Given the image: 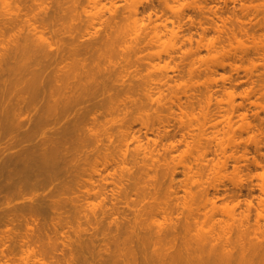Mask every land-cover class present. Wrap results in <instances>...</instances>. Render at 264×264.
I'll use <instances>...</instances> for the list:
<instances>
[{
    "label": "rangeland",
    "instance_id": "1",
    "mask_svg": "<svg viewBox=\"0 0 264 264\" xmlns=\"http://www.w3.org/2000/svg\"><path fill=\"white\" fill-rule=\"evenodd\" d=\"M9 1L11 2V0H0V23H1L0 24V37L4 38V40H2L3 38H0V41H4V43H5V45H3V42H2V44L0 42V47L2 48L1 45H3L4 47L6 45H9V46H6L5 48H2L3 50L0 49V52H1V50L3 51V52L0 53L1 54L0 57L1 56H3V57L5 56L6 57L8 55V53H9V55L12 54L13 57H15L17 54H19V55L21 54V56H23V57L27 58V60H29L30 56H31L32 60L30 59V64L33 63L32 65H35L34 63L36 62L37 65H38V63H39L38 60L40 58L43 61L44 59H47V57L51 58L53 56V55H51V53H49L48 56H45V55H47V53H46V54H44V56L46 58L43 59V57H41L39 55V53L35 51L34 54L36 55V53H37L36 56H38V55L39 56H38V59L37 58L34 59V58H32L33 55H34L33 52H29V53L26 54L23 50H20L22 45H23L22 42L25 41L24 40L25 37L23 38L24 41L22 40V37L27 35L24 32H28L29 31V28L27 29L25 27H27V26L30 27L31 26L30 24H29L30 26L28 25V21H30V20L32 22L30 21L29 23H32V24L34 23L32 26H34V27L37 26L36 27L37 29L39 27H41L42 25H45L46 29H47V32H45L46 29L44 31H42V33H41L42 34V38H44L45 35L50 36V40H53L54 43L56 44V45H54V43L50 42V40L42 39L41 41L43 42V40H44L43 44H45V45H46V43H47V45H48L49 42L51 43V44L49 43V46H47V45L45 46L44 45L45 46L44 49L46 48L48 50V52H50L49 49H51V52H52L53 49H56V48H58V49L55 50V52H53V54L55 53V55H54L55 57H53V58H55V60L51 61L53 58L51 60L49 59L51 62H53V64L51 62H50L51 64H49V62H48L49 60L48 59H47L48 63L45 62L46 65L49 64V66L47 65L48 68L46 67V65L43 62L41 63L42 64L41 66H42L43 70H45L44 68H46V70L43 72V74H41L40 79H39L40 72L38 74H36L37 75L36 77H38L39 81L36 78L35 86L39 87L41 85L42 88H43V91H45V92L40 90L41 86H40V88H37V87L35 88V86L33 85L34 83H32V81H31L32 78L30 77L31 79L29 78L28 82L30 83V85L33 86L32 93H31V89H29L30 87L27 88L29 86L28 85L29 83H27V81H26V83H27L26 84L25 83V79L21 78L22 76H24V77H26V80H27L28 76L31 74L30 72L28 73V70H27V72L24 70V73H22V70L24 69V63L28 62L25 58H22L21 56L17 55V56L20 57V58H18L19 60L17 59L18 63L21 62V58H22V60L24 59L23 61L26 60L24 63L22 61L21 64L18 65V63L13 62V61H16V60H13V58L11 59L12 55H10L11 57H6V60L8 58H10V60H11L10 64L12 65V67H15V68L17 67L16 68L17 69L16 73H17V71H21V72H18L19 75H20V73L25 74V75H22V76L21 75L20 76H15L16 73H14V71L12 70V69L15 70V68H12L11 65H10V68L8 67L11 70L8 69L7 72H9L10 74H11V72L15 74L14 75L15 77L14 76L13 77L17 80V82H18L17 83V82H15L16 80L13 77H11V75L8 74L6 71H3V73H2V70H4V68L7 69L6 66L9 63H5L6 62L5 57H4V59H2L3 57H1L2 60L0 59V61L3 63V65H6V66H4L3 69H2L1 67L3 65H0V71H1L0 72V76H2L4 74V78L0 77V115L6 114L5 111H7V110L9 111V109L10 110L14 109L13 106L16 107V109H17V107H19L18 109H20V107L22 108V106L23 107L26 106L28 109H30V112L28 113L29 110L27 109L28 110L27 111L28 116H27L26 113H24V118L22 117L23 114L21 113L22 114L21 118L18 117V118H20V121L18 120L19 122H21L22 119H24L23 123L25 124V120H26V124L27 125L29 124V125H35L36 126V124H39V125H42V123L45 124V123H47L49 121L48 120L49 118H50V120L54 118V115L52 114L51 117H50L49 113H46L48 116H45L46 114H43V109H42V107L45 106V104L48 103L49 100L52 102V100H54V98L58 97L57 92H54V87L57 88L58 86H61L60 84H62V83L64 84L66 82L65 80H67L66 84L72 79L76 78L78 80V77L76 76L75 73H74L75 77L72 78L71 75H73V74H71L69 72V71H71L73 66L77 65V67H78L77 71L81 72V70H82L81 67L83 68L84 67L83 64H85L84 61H87L86 64L88 66L90 65L92 67L90 69L95 68V70H96V66L100 65L99 67H101V69L104 68L102 71L108 72L107 71L108 69H105L106 66L108 65L111 68V72L113 70H115V72L113 71L112 74L110 72H108L107 75H105L106 72H105V74L103 72L100 73V74L97 73L98 72L97 70H99V69H97L95 71L96 72V77L94 75H92L94 80L92 79L91 76H89L88 79H86L88 81L89 80L90 81H92V80L96 81V78L98 77L97 74H99L100 75L99 78H98L99 79V81H98L99 83H98L97 87L102 85V86H100L101 88L99 87V89H101L103 92L100 91L101 94L97 93L99 95L96 94L97 97H95V99H94V100H96V98L98 99V97H99L100 100L98 99V102L99 103L102 102V103H100V104L99 103H97V104L95 103L96 107L94 109L92 108L93 109L92 111L89 110L91 112V113H89L90 115L88 114V112H89L88 111V112H86L87 116L84 117V114H83L82 117H84V118H79L78 117V120L79 119H81V120L83 119L82 123H81L82 125L79 123V121L81 122V120L78 121V120H74L72 118L75 117L76 114H78L77 112H79V114H80L81 113L80 111L83 110V109H80V107L85 106V104H87L88 101L90 102V100H87V101L83 100V102L86 101L85 103H80V102H82L81 100L79 102H76L74 104L75 107H73V109H71V111L69 110L71 114L70 113L69 114L66 113L65 116L63 114V118L61 116L62 119L59 118L60 117L59 116L58 119L60 121L58 120L59 121L58 123L55 121V118H54L53 120L55 122L53 120H51L53 123L51 122V124H50V121H49L48 122L49 125L47 124V126H46L47 128L44 126V124L41 126L43 128H41V127L39 128V125H38V127L36 126L37 129L38 128H39V130L41 129L39 131V133L37 134L38 131L35 128L36 130H34V131L36 132V135H32L34 133V132H32L33 131L32 127H29V126L26 125L29 128L28 129V128L25 127L24 124H22L21 129L23 127H25L24 128L25 130L27 129V130L31 131V134H30V135H32L31 138H27L28 134L27 133L24 134V132H22V134H24V136H26V139H25V137H23V138L19 137V134L15 133L14 131H18L20 126L19 125L17 126L15 124L17 126V128L18 127L19 128L18 129L15 128L17 130L12 131L14 129L13 127H16V126L12 125L11 121H9L11 123H9L8 120L5 121V122H7L9 124V127L5 126L6 127V128L4 127L5 130H3L4 132L0 133L1 137H3L2 134L6 133V135L4 134V138L0 139V142L1 143L3 142L1 146L5 145L6 143H4V141H6L12 135H16L17 138H22V139H19V142H18L19 145L10 146L5 151V153L9 154L8 155L9 159H10V156L15 157L16 154L18 155V156H16L17 160L15 158V161L16 162L18 161L17 165L19 163V160H21V162L23 163L22 159L24 160V157L29 155V154L25 155V153H23L24 152V149H23L24 147H22V146H26V144H28V146H29V143L32 142L31 144H33L34 142H36L38 140V138H39V141H40L42 139V138L40 139V137H42V136L46 137L49 134L52 135V137L49 135L51 138H53L54 137L53 135H55L56 136L55 138L58 137L57 138L58 140L60 138H62L63 141H64V139L66 140V138L64 137L65 135L63 137H61L62 134H63L62 133L63 129L60 128L61 126L62 127L64 126L63 123H66L65 120L66 121L68 120L69 122H71L72 120L76 121V122L78 121L77 125L75 123L74 124L77 127L80 124L82 126V127L79 126V127H81V129L84 126L85 132H84L83 129L82 130L79 129L78 132H77L74 129V127H73V129L76 131L77 135L80 136V137H78L76 135V133L74 132V130L71 129V130H73L72 132L75 133V134L74 133L71 134V131L69 132L70 136H71V138H70V136H69V138L71 139L72 143H69L68 142L69 140L67 141L69 144H67V142L65 141L66 142L65 144H63V143H61L63 145L59 144L61 146L57 145L58 140L56 141V143H55V140H54V142H49V145H47L48 143L47 144L45 143L47 145V148L48 149L50 148L48 150L49 152L52 149V152L48 156H51V154H54V152H55V154H57V155L54 154L55 156H58V155H60L62 153V155L64 157V162H63V158L60 160L59 157H57L59 159V163H61V165L58 163L60 166H57V168H59V169H54V171H52L53 170V168H52V170H51L52 174L55 171H59V172H55L54 174H56V175L51 177V180H50L49 177H47L46 178L47 182L45 181L46 179H45L44 175L47 174L48 172H46V171L44 172L43 170H40L41 167L40 168H36V167L32 166V167L36 168L39 173H41V172L45 173V174L41 173L44 177L41 174H37L38 173L37 170L32 172V174H34V173L37 174V175L36 174L34 175L35 177L36 176L38 177V179H34L32 181V183H34L33 185L35 187L33 188V185H31L32 187L29 186V185H28L29 187L27 185L25 186V185H23V184H25V182H22L23 184L20 183L21 186L18 184L19 185L18 188H19L21 193L18 192L19 190L16 189V188H15L16 190L14 188L10 189V191H13L14 193H18L16 195H14V193L12 192L13 195L12 194L10 195L11 196V198H10L11 200L8 198L10 203H8L7 197L3 198L6 195L7 191L9 192L8 189L3 187L6 184V182H4L6 179H4V181H3L4 183L3 182L1 183L3 186L0 188V191L1 192L4 191L5 193L4 192L0 193V196H1L0 197V238L1 237L2 238L5 237L6 240L5 239H2V240L0 239L1 242L3 240H5V241H3L2 244L0 243V245H2L0 247L2 248V250L3 249L4 250L8 249L10 253L12 252L11 249L12 250L14 249L13 250L14 253H12L10 255V254H8L9 252H7V250H5L3 252H7V256H6L5 253H3L1 251V249H0L1 255L6 256L5 259L7 260V261L4 260V257L1 256L2 258L0 257L1 258L0 264H2V263H4V264L5 263H8V264L10 263L11 264L12 262H14V261H11V258H10V260H8V256L12 257V258L16 257V256H18V257L20 256L21 259L16 257L15 262L17 260H20L23 263V261H22L23 257L21 256V254L22 253L25 254L24 252L28 251L27 248H29V249L33 248L32 250L35 249L34 252L36 254H38L37 250H40L39 257L40 256H41V258H46L47 257V259H45V260L46 261L50 260V261H47L48 264H66L67 262H69V261L72 262L73 260L74 261L72 263H70V262L69 263L70 264H75V263L76 264H81V263L82 264H84V263L85 264H92V263L93 264H106V262H107V264H111L112 263L111 260L114 262L113 256L111 254L112 258L110 260V258H109L110 254H108V253H110L112 251L111 253H113V255L116 254L117 253V251H116L117 248L118 249L120 248L119 247V243H120V246H121L122 242L125 243V244L123 243L122 246L130 244L129 242H128V244L125 242V240H124L125 237L123 239H121V240H124V241H122V242L118 241V244H117V242H115L118 246L115 245L114 241L118 238V236H119V239H120V237L122 238V236L127 233V230H131L132 229L131 231L134 232V233L135 232L136 233L139 232V230H137V228H135V226H133V225L136 224V227H137V225H139V228L143 227V228H141L142 230H145L144 227L146 226L145 227L147 229V230H145L146 232L142 231V233H146V235H147V231H149V228H150V233L151 234H153V232H154L153 230L157 231V228H159L160 226L161 227L159 228V231L164 229V230H167L166 232H168L170 228L172 229V227H170V226L175 220V218H173L176 215L175 211L173 212V214H175V215L172 216V218L174 220L171 222V219L168 218V217H167L168 218L167 219L164 216L165 217V219H164L163 213L159 209H161L163 207V205H165V202H166V204L168 203L169 206L170 205L173 206V202L175 203L176 201H172L173 198L175 200V197L173 196L175 193L172 194V192H174L175 190L177 191V189H178V191L181 189L179 191V195L182 196V198H183V195L185 193L184 190H183V186H184L183 183H185L184 181H186L188 183V185L190 186L191 182L193 181L191 179H196V177L197 178L201 177L202 180L200 178L199 179H200V181H203L202 182L203 184L201 183V185L199 184L196 187L198 188L200 186L199 189L201 187H203V186H205V188L206 187H208V188L210 187L209 189L207 188L210 192H213L212 190H214V188L217 187V186L219 188L221 187L222 191L225 192V189L228 191L227 188H229V187L231 189H233V187H234L233 183L237 184L236 181H240L241 180L242 183H245V184L249 183L250 184L251 180L253 179L252 182H253L254 186L256 184L257 188L254 187L252 183L250 184V186H253L256 189V190H254L255 191V193H254L255 196L253 198V201H254V204L257 205V203H258L257 201H259L260 195H263V193H261V190L258 189V188H260L259 184L261 183L260 181H262V180L259 177H257V176H258V172H259V175H260V173L264 174V169H263L264 168V154H263L264 153V0H99L101 3H97V4L94 3L96 0H75V2H76V8L75 9L76 10L73 9L74 7L71 8V9H68V7H67L66 9H68L67 10L68 12L67 11H63V10H66V9L62 8L61 6L64 5V6L72 7L71 5L74 6V4H75V2H73L74 0H68V1L67 0H62V2L64 1V4H62L61 0H28L26 2H25V0H19V2L21 1V3H23V4L27 3L26 5L25 4L24 5L27 6V10H26V7H25V10L27 12H29V13L27 14V12H23L24 9L20 10V11H22V13L21 12L20 13L22 15L24 13V15L23 16L21 15L22 17L19 16L17 21H16V23L13 22V21H11V23H10V20H8L7 18H5V20L2 18V17H5V14L4 13L2 14V12L4 10V7L9 10V8L11 7L10 5L13 4V3H10ZM13 1L17 2L18 0H13ZM19 2H17V3L20 6L21 3H19ZM149 2H150L151 5L148 4ZM8 4H9V6H8ZM58 4H60L61 6L59 7ZM69 4H71V5H69ZM159 5H161V6H159ZM43 6H44L45 9L42 10ZM46 6H48L49 8L46 7ZM148 6H151V7H148ZM21 7L24 8L23 6H21ZM28 7L29 8L31 7V9H29ZM34 8H35V10H34ZM61 8H62V11L65 12V13H63L61 11ZM28 9L31 10V11H29ZM56 9L61 12V15L64 14V16H65V14L67 13L66 14V16H67L66 19H64L65 18L64 16L61 17L59 11L57 12ZM135 9H137L139 11V14L137 13L138 11L137 12L133 11ZM8 10H6L4 12L6 13ZM33 10H34V12H33ZM73 10H75L76 16H75V14L73 15V13H72ZM210 10L212 11V13L216 12L217 15L215 13L211 14ZM35 11H36V13L39 12L42 15L46 14V13L47 14L43 15V16L42 15L36 16L35 15L36 14ZM18 12H19V9H18ZM32 13H35V14H32ZM70 13H72V15ZM131 13H133V16H134V14L135 15L138 14V16H140V17H138L136 15L138 19L142 18V19L139 20V22L142 21V23L138 22V25H141L143 27L144 31L148 32V35L147 34L146 35L149 38L146 36L147 39L145 38V42L143 40H141V38H143V37H141L142 36L141 34L144 33L143 31H140L142 27L137 25V27H139L140 29L138 30L137 27H136V29H137L138 32L141 33V34L138 33L137 35L135 34V32L133 33V31H132L133 29H135V26H132L133 29L132 28L130 29V27H129V30L134 35L128 34V33H130V31L128 32L127 28H125V31L122 29V27L124 28V26L126 25L125 24L126 23L125 21L127 20L126 17L128 18V16H131ZM179 13H180V15H179ZM25 14H27V16ZM48 14L50 16H47ZM53 15H54V17L55 16L56 17L55 18L51 17ZM214 15H216V16H214ZM25 16H26V19L24 18ZM34 16H35V18H33ZM40 16H42V17H40ZM73 16H75V17H73ZM136 16H135V18H136ZM212 16H214V17L211 20ZM46 17H50V18L46 19ZM19 18L20 19L24 18V19H21V21H23V20L24 21L21 22ZM29 18H32L33 20L29 19ZM60 19H62V20H60ZM101 19H103V20H101ZM18 20H19V23L21 25H22V23L23 24L25 23L27 26L26 25L25 26L24 25H22V26L19 25ZM3 21L4 22L7 21L8 24L10 23V25H8L6 22L4 23L5 24L4 25L2 23ZM26 21H27V23H26ZM123 21H124V23H123ZM127 21L129 22L130 20H127ZM42 22H43V24H42ZM100 22H102V23H100ZM128 22H127V24H128ZM12 23H14V25ZM129 23H131V21ZM16 24H18L20 27H23V28H25V30L26 29L27 30L25 31L22 28L19 29V27H17V30H16V28H14V27L18 26ZM47 24H48V27H47ZM70 24H72V25L74 24L75 28H73L74 25L70 26ZM6 25L7 26H11V27L8 28ZM49 25H51V26H49ZM129 25H126V26L128 27ZM153 25H154V27H153ZM157 25H159L158 28L160 27L159 28L160 32L163 33V36H164L163 40H166V44H167L166 46L167 47L165 46V44L164 45L162 44V46H161V45H159V43L158 44L154 43L155 41H153V42L151 41L150 42V39L154 40L153 37L150 38V36L153 34V32L155 30V27H157ZM4 26L6 28H4ZM69 26H70V28L73 29V30L70 29L69 31L72 30V32H73V34L72 33L70 34V37H72V35H73L74 38H72V39H74L75 42L74 43L72 42V43H73V45H76L75 47L73 45H71L72 43L69 45L66 42V41H68L69 43L71 42V41H69V40H71L70 37H68L69 33H70L68 31V27ZM12 27H13V29H12ZM59 27H61L62 30H63V28L65 29L64 34L62 33L63 35L60 34L63 31H60L61 29L58 30ZM161 27H162V29H161ZM165 27H167V28H165ZM41 28L43 29V26ZM41 28H39V29H41ZM14 29H15V31L17 33L14 31ZM48 29H51V30H48ZM56 29H57V31H60V33L59 32H58V34L56 33L57 35L54 34V32H56ZM172 29H176L178 31V36L179 35L181 36V37L179 36L180 39H179V37L177 38V40L174 39L176 41L175 42L176 44H174V46H171L169 44V42L171 40V30ZM1 30H4L3 33L5 34L6 38L4 36H2L4 34L1 33L2 32ZM11 30H13V31H11ZM18 30H20V31L18 32ZM21 30L23 31V34H22L23 36L19 35V34L22 33ZM52 30H55V31H52ZM66 30H67V32H66ZM126 30H127V33H126ZM137 31H136V33H137ZM8 32H11V33L13 32L14 34H16V36L13 34V37H14L13 38L11 35H8V34H11V33H8ZM43 32H45V33H43ZM115 32L117 34L118 33L119 34L117 35ZM233 32H234V34H233ZM113 33H115L117 36H119L118 39L116 37L115 38L116 40H114V41H113V39H111V38H113L112 36H114V35H112ZM6 34H7V36L12 37L11 39H13V40H9L10 37L7 39ZM48 34H50V35H48ZM74 34H75V36H74ZM139 34H140V36H139ZM109 35H111V37ZM17 36H20V38L19 37L17 38ZM58 36H61L63 40H61ZM131 36H136V37L139 36V38L141 37L140 41H139V38L138 39H136L135 37L131 38ZM144 37H145V35H144ZM209 38H210V40L213 39L215 41V43H214L215 46H214V49L212 48V50H213L212 52L216 56V59H215V61H212V62L210 61L211 63L209 62V57L212 55L211 47L207 46ZM239 38H240V40H242V42L245 43V45L243 43L241 44V42L238 43L237 39H239ZM16 39H17V41H16ZM18 39H21L22 42H21V40L18 41ZM45 39H47V38L45 37ZM57 39H58V41H57ZM7 40H8V42H7ZM14 40H15V43H14L15 45H12L13 43H11V42H14ZM74 40H72V41H74ZM111 40L113 42H111ZM147 40H149V41H147ZM62 42L66 43V45L69 47L68 49H70V47L71 48L74 47V48H72L73 50H71V49L67 50V51H69V54H67L68 52H66V54H67L66 57L67 58L68 57L70 59L71 58H75V59L80 61V58L83 59L82 58V56H83L86 60L85 59L81 60V61H83V63H80L81 61L79 63L76 61L77 62L76 63L72 59L73 61L70 60V63H68L69 61L66 59L67 64H66L65 60H64L65 62L62 61V62H64L63 66L66 65V69H64L62 67V63H61V61L59 59L62 56L59 53L60 52L59 50H61L62 48L65 47V45L62 44ZM7 43H9V44H7ZM19 43H20V45L22 43V45L20 46ZM60 44H62V45H60ZM137 44L139 45L140 49H139ZM240 44L242 45V47L244 45V47L242 48L241 46H239ZM10 45L13 46V47H16V50H14L15 48L13 49V47H11ZM51 45L53 46V49H52V47L49 48ZM63 45H64V47H63ZM54 46H56V48H54ZM10 47H11V50H10ZM18 47H20V49H18ZM60 47H62V48L60 49ZM103 47H104V49H103ZM137 47H138V49H137ZM163 47H164V49H163ZM46 49H45V52H46ZM78 49H80L81 51L77 55V53L79 52ZM64 51L65 50H61L62 54L65 53ZM105 51H106V53L108 52L107 56H105L106 55ZM131 51H133V52H131ZM72 52H74V54L75 53L76 54L75 55L74 54L71 55ZM156 52H158V54ZM58 53H59V56L60 55L61 56L57 58ZM126 53L129 54V55H127V57L130 56V57H128L129 59L127 58L128 61H130V62H127V63L125 61L126 59H125V56H124V55H126ZM136 53H138V54L136 55ZM149 53H150V55H149ZM14 54H15V56H14ZM66 54H63V56H65ZM114 54H115V57H114ZM132 54H134L133 57H132ZM135 55H136V57H135ZM17 56H16V58H17ZM28 56H29V58H28ZM73 56H75V57H73ZM99 56H101V57L99 58ZM108 56H110V57H108ZM150 56H152V57H150ZM103 57H104V59H103ZM123 57H124L125 60L123 59ZM159 57L161 58V60H160V61H162L161 63L166 64V62H167V64L169 65V69H167L168 70V74L165 73V76H164L165 78L162 76L164 74V73H162V70H161L162 75H159V76H162L163 79L161 80V77H160V80H161L162 83H158V87L159 88L157 90H159V92L161 93L162 100L160 102H157V101H152V100L150 101V99L146 97V95H145L146 88L145 87H147V86H145L143 84V82L148 79L147 76H149V74H151V77L149 76V79H151V78L154 79V76L156 75L155 78H156V81H158L159 78L157 79V77H158L157 74L158 73L161 74L160 71L156 70V69L154 71L153 70L154 68H149V67H152V64H150L148 62L150 61L152 63L151 58H153V63H155L154 59H156V62H157L158 59H160ZM207 57H208V62L206 60ZM62 58L63 57H61V60H62ZM63 59H65V58H63ZM105 59H106V61H105ZM111 59H113V60H111ZM135 59H138V60L135 61ZM204 59H205L206 62H204ZM3 60H5V62ZM58 60H59V62H57ZM108 60L111 61V62H109ZM202 60H203L204 63H208V64H203V62H201ZM31 61H33V62H31ZM1 62H0V64H2ZM12 62H13V64H12ZM56 62H57L58 65L55 64ZM73 63H74V65H73ZM14 64H17L18 66H20L22 64L23 65L20 66L21 67L20 68V67H18L16 65L14 66ZM68 64H70V65H68ZM109 64L110 65L112 64L114 69H112V67ZM148 64H150L151 66H149ZM37 65H35V68H33L34 66L30 67L31 65H29V67L33 68V70L35 69V71H37L39 69V66H40V65H38V68H36ZM54 65L57 66V69L59 68L58 66L61 65L62 69H60L61 68L60 67L59 70H63V69L65 70V71L64 70L63 71L54 70L52 75H54L55 71H57L55 73L56 77H54V78H56L57 81H58L57 76L60 77L59 73H61L62 75L66 74L65 76L70 75L71 79L69 78V80H68V77H67L64 80L63 76H61L62 78H59L60 81H58V83L61 82V81H62V83H59V84L56 82V80H54L52 78L51 79L49 78V80L46 79V78H48L47 77L48 76L47 72L50 71L49 74H51L52 73L51 71H53ZM161 65H163V64H161ZM126 66H128L130 70L127 71L128 67L126 68ZM251 67H253V68H251ZM73 69H74V67H73ZM73 69H72L71 72H75L76 71V68H75L74 71H73ZM85 69L87 70L88 68H85ZM248 69H250V70H248ZM88 71L90 72V70H88ZM93 71H94V69H93ZM93 71H91V74H92ZM163 71L165 72L164 69H163ZM4 72L7 73L9 76L7 74H5ZM121 72H122V74L123 73L125 74V75L123 74L124 77L121 76L122 75ZM109 73H110V75H109ZM93 74H95V73H93ZM103 74L105 75L104 79L106 78L107 80L106 79L105 80L102 79L103 76H101V75H103ZM5 75L7 76L6 78H5ZM222 75L225 76V78H226L223 81L220 80V78H219V77H223ZM31 76H33V75H31ZM44 76H46L45 79H44ZM86 76H88V75H86ZM109 76H111V77H109ZM10 77L13 78V79H11ZM51 77H53V76H51ZM145 77H147V79ZM111 78H112V81H111ZM118 78H120L119 80L121 82L118 80ZM10 79L12 80L11 82H10ZM19 79H21L23 82H21V80L19 81ZM149 79L147 80V82H150L152 80L151 79L149 81ZM41 80H42L43 83L41 82L42 84L39 85L38 82H40ZM46 80L49 81V84H48V82ZM63 80H64V82H63ZM75 80H72V81L75 82ZM86 80H83V81L85 82ZM117 80H118V82H117ZM224 81L226 82V85L228 87L224 84L225 83ZM19 82H21L20 83L21 85L19 84ZM106 82H107L108 85L105 84ZM110 82H112V84H110ZM125 82H126V84H125ZM147 82H144V83L148 84ZM176 82H178V84L180 85V86L178 85L179 87H182L181 86L182 84H186V86H188V87L190 85L191 89L188 88V87H187L188 90L184 89L183 87L182 88L184 90H186L187 92L189 91L188 93L189 94L191 93V96L187 97V95H185L187 92H184V90H183L184 94L182 92L179 93L180 92L179 88H176L177 85L174 84ZM179 82L182 83V84H180ZM46 83H47V85H46ZM96 83H97V81H96ZM118 83L121 86H119ZM22 84L25 85L26 88H25V86H22ZM44 84H45V86L43 87ZM142 84L145 87H143ZM6 85H9V87L6 86ZM17 85H19V88H18ZM112 85L115 86L114 89H116V90L113 89L114 86L111 87ZM127 85H130V87L127 86ZM46 86H47V89H49L50 92H53L54 95L50 96L51 93H49L48 90H46V88H45ZM105 86H107V88H109L110 90L108 89V91H107V88ZM6 87H7V89L11 88L10 90H12L13 88L14 89L12 91H10V90H7ZM125 87H126V90H125ZM127 87H129V88H127ZM223 87L224 88L226 87L228 90H234L235 93L237 94L238 97H237L233 107L231 105H229V103H227L226 101L218 102L216 100L218 98L221 99V98L225 97V94H224L225 90H224ZM51 88L53 89V91H52ZM130 88H131V91H130ZM1 89H3V90L1 91ZM28 89L30 90V92L28 91ZM38 89L40 91H37ZM174 89H176V90L178 89L179 90V91L177 90L178 93L175 90V92L177 94L174 92ZM6 90H7V93H5ZM16 90H18V92H19L18 94L20 95V97H21V94L27 93L26 91H28V94L31 93V95L30 94L28 95L29 97L31 96L30 98H28V96L27 97L25 96V97L27 99H30V101H32V103L36 102L35 105H34V103L32 104L34 107L30 106L31 103L29 102V100H27L29 104L25 105V102L27 104V101H26V98H23V97H21L22 99L19 98V99H21V102H18L19 100H17V98L19 97V95H17V93H16L17 91ZM19 90L22 91V92H20ZM104 91H105V93H104ZM123 91H124V93H123ZM10 92H11V94H10ZM38 92L39 93L41 92V94L39 95ZM1 93H2V95H1ZM33 93H35V94H33ZM7 94H8V96H7ZM108 94L110 95L111 98L109 97ZM173 94L177 95L176 97H178L181 94V98L179 97L180 98V100H179L180 103L177 102V99H175L176 98L175 95H174L175 98H173V100H176V101H172L171 100L172 99L171 96ZM48 96H50V97H48ZM209 96H212V100L208 99ZM44 97H47L46 101H45ZM189 97H191V98H189ZM215 97H217V98H215ZM86 98H88V96H86ZM104 98H105V101H103ZM23 99H25L24 102H23ZM42 100L45 101V102L43 103ZM11 101L14 104L12 106H11V104H9V103H11ZM38 101H39V103H38ZM59 102H61V101H59ZM255 102H257V104ZM52 103L54 104V101ZM78 103H80V104H78ZM7 104H9V106H7ZM82 104H84V105H82ZM37 105H41V106L37 107ZM60 105H62V103ZM87 105H89V104H87ZM235 105H237V107H235ZM48 106L50 107L49 104H48ZM48 106L44 107V109H45L44 113L46 111L48 112V109H46ZM234 107H235V109H234ZM58 108H59V106H58ZM60 108H61V106H60ZM23 109L26 111L25 108H23ZM41 109H42V111H41L40 115H42L44 118L45 117L46 118L43 119L45 121L44 122L42 121V123L40 124V122H41V120L43 118L42 116H41V119L39 117V112H40ZM75 109L78 110V111H75ZM231 110H233L235 112H231ZM12 111H10L8 113L9 114L14 113ZM16 111H18L17 114L20 115L21 109L20 110H16ZM52 111H49L50 114H51ZM57 111L59 112V110H57ZM156 111H157V113L155 114ZM34 112L35 113L38 112V113L35 114ZM147 113H148V116H147ZM17 114H16V117L18 116ZM30 114H31V116H29ZM157 114H159V116ZM67 115H70L69 117H71L70 119H72V120H70L69 117L67 118ZM92 115L93 116L94 115L97 116V118L95 116L93 117ZM14 116L15 115H13L12 118L13 119L15 118V121H17V118L14 117ZM32 116L36 117V118L38 117L39 119L38 118L37 119L34 118L36 120V122H35V120L31 121V119H33ZM229 116H231L232 120H231V118L228 119ZM241 116H244L243 117V119L245 118L244 122H247L249 124V126H251V127H249L250 130L248 129L249 132H247L248 130L246 131V129L245 130L243 129V131H242V128H239L237 126V128H235L236 129L235 132H236V134L238 136L236 134H235L236 136L234 134H232V135H234V137H236V140L239 143V145L240 144L243 145L244 142L249 141V142H247L248 146L247 145L244 146V147H247V149H248V159L247 158H239L237 160L238 156L240 154H242L243 151H244L243 148H242V145H240V149L242 148L243 151L241 152V150L238 147L239 151L238 150H236V151H238L239 153H235L236 151L234 152V150H232L234 147L233 148L231 147V149H230V147H228V149L230 151L232 150V152L235 153L234 158L236 160L234 158L233 159L231 158L233 156H231L230 154H227V155H230L229 159H228V156H227V160H229L227 162V160H225L226 158L223 157L224 155L221 152V150L217 149L218 148L217 144L215 145V143H212L213 141L215 142V140L210 142L211 145L209 146V148H207V151H206L207 154L203 152V154L207 155V156L205 155L206 158H204V161L201 162V163H204V164H200L201 160L197 161V160L194 159L193 155H195V158H197L196 155H198V152H197L196 147H195L196 143L195 144H193V143L196 142L195 140L198 139L199 136L200 137L202 136L201 135L202 132L205 131L204 135L207 134V133H209L207 135H212L210 133L211 132L210 130L213 127L215 128L216 124H217V126L219 125L218 127L216 126L217 128H219L221 126V124H223L222 121L225 120L224 118H227L228 122L230 120V124H234L235 123V125L236 124L238 125V123H240V127H241V123H242ZM149 117L152 118V119H149V120L150 121L153 120L152 122H154L153 126L151 125L153 127V128H151L153 130V131L151 130L152 132H148L150 130L147 131V129H146L147 127L145 128V126L143 125V119L147 120V118H149ZM111 118H112V120H111ZM95 119H97V120H95ZM154 119H156V120H154ZM227 119L225 120L226 122H227ZM98 121H99V124H98ZM231 121H232V123H231ZM228 122L225 123L227 125L224 124V125H222V127H224V126L227 127L228 124H229ZM55 123H57V124H55ZM203 123L205 124V127L202 126V125H204ZM213 123H215L214 126H213ZM58 125H61V126H58ZM200 125H201V129H199ZM56 126H57L58 130L59 129L62 130V131L59 130L61 132V134H58V133L54 132L56 130ZM234 126L232 127V131H233ZM53 127H55L54 128L55 130L53 129ZM87 127L89 128V130H88ZM90 127H91V129H90ZM33 128H34V126H33ZM227 128H225L224 130H226ZM24 129H22V130H20L18 132L25 131ZM49 129H51V130L49 131ZM92 129H93V131H92ZM213 129H212V132L214 131ZM221 129L223 130V128H221ZM27 130H26V132H28ZM45 130H48L50 133L46 134L48 131H45ZM87 130H88V132H87ZM127 130L128 131H132L131 134H135L136 136L140 137V139L144 142V144L146 146V147L145 146H143V147L147 148L146 149L147 151L145 150L146 152L149 153L150 150L151 151L154 150V151H152V157H150V158H152V160L157 158V160L159 159V161L154 160V165H152V161L150 160V158L148 159V156H147L145 151H143L145 153L141 152L142 156H145L144 154H146L145 157H141V155H138L137 152H139V151L136 150L137 152H135V148L136 147H134V143L137 146V143H136L137 141L133 140L132 135H130V136L132 137L131 141L133 143L129 141L130 142L129 144L131 145V143H132L133 144L132 146L134 148L132 146H129V145L127 146L128 148L125 147L126 143L122 144L124 136L121 135V131H123L122 134H125L124 132H127ZM206 130H207V133H206ZM208 130H209V132H208ZM199 131H200V135L197 136L199 134ZM51 132H54L55 134H52ZM43 133H44V135H43ZM94 133L96 134V136L93 135ZM109 133H112L113 136H110L112 134H109ZM248 134L249 135L251 134L253 137H251V135H250V138H249ZM20 136H21V134H20ZM108 136H110L111 138L113 137V139H111ZM147 136L152 137L154 141L152 140V138L149 140L148 139L149 137H147ZM66 137H68V136H66ZM77 137H78V140L76 139ZM131 137H130V139H131ZM237 137H238L239 140H242L241 143H240V141H238ZM47 138L48 137H46L45 138L46 140H44V141L48 142ZM55 138H53V139H55ZM252 138H255L256 141L260 142V143H258V144L254 143L255 139L252 140ZM257 138H259L260 140L259 139L257 140ZM28 139L29 140L31 139V140L27 141ZM48 139H50V138H48ZM53 139H52V141H53ZM110 139H111V141H110ZM20 140L22 142L24 140V142H23L24 145H22V142ZM8 142H10L9 139H8ZM36 143L33 144V145L39 146L38 145L39 143H37V144ZM50 143L56 144V145H53L54 147H56V150H57L58 146H59L58 150H60V149L61 150L60 151H54L55 148L54 149L51 148ZM171 143H173V145L175 144V148L174 149H170V144ZM247 143H245V144H247ZM121 144L125 145V146H122ZM190 144L193 145L195 147V149H193L194 147H191V146H190V148H192V150L196 151V152L193 151V152H195V154L192 152L193 154H192V159L191 160L189 159V158H191V156L187 158V159H189V161H191V162L193 161L194 162L192 164V167H193L192 171L195 174H192V177L190 175L192 173V171L188 173L187 172L188 170H186L185 166L182 165L183 163L181 164L179 162L182 159H184L185 156H189V154L183 153V151L185 152V149L187 147H188L187 149L190 150L189 149V145ZM254 144L255 145L256 144L259 145L262 149L259 148V146L257 147V145L255 146ZM120 145L122 146L121 147L122 150H126V151H123V153L125 152V154L122 153L125 157L126 156L128 157V153L131 150L132 151L134 150V153H137V154H133V153L130 152L131 154L136 155V157L134 156L135 158H132L134 160V163H135V160L139 161V157H140L141 159L143 158L142 160H145L143 162L140 159L143 162V164H142V162L140 164V161L139 162L136 161L135 164L132 163L133 161L131 160V157L130 158L126 157V158L128 160L130 159V161H132V162H129V161H126V160L121 161L124 156H122V154H121V151H120L121 149L119 148ZM30 146L32 147V145H30ZM216 146H217V148H216ZM43 147L46 148V146H43ZM123 147H125V148L123 149ZM131 147L133 149H131ZM33 148H37V147L33 146ZM215 148L217 150H215ZM129 149H131V150L129 151ZM208 149H211V151H209L211 153L208 152ZM228 149H227V152H230ZM14 150H17V151L15 152ZM127 150H128V152H127ZM188 150H186V152ZM192 150H190V152ZM18 151H19V153H18ZM9 152L10 153L12 152L13 155H11L12 153L10 154ZM56 152H58V153H56ZM153 152H155L156 156H155V154H153ZM19 154L20 155L22 154V155H25V156L23 157L21 155L23 158L18 159L20 157ZM43 154H45V153H43ZM131 154H130V156H132ZM182 154H184V155H182ZM221 154H222V156H221ZM4 155L0 156V160L3 159ZM46 155L47 154H45V157H46ZM54 155H52L51 159L50 158L49 159L52 160V157H54ZM250 155H252V156H250ZM259 155H260V157H259ZM181 156L184 157V158L181 159ZM220 156L223 157L224 159L220 158V161L218 162V160H216V159H218L217 157H220ZM5 157H6V155H5ZM5 157L2 160V162L0 161V164L5 163L4 164L5 166H6V163L9 164L8 167L6 166L8 169L3 167V166L1 167L2 170H0V171H2V172L4 171V173L6 172V170H9L12 167H14V164H12V162H11L12 165H10V163H8L9 160L8 161H4L5 159H8L7 157L6 158ZM41 157H37V158H39L38 160L36 158H33L34 160H33L32 163H35V161H37L35 164H37V165H38V163L42 164V161L44 160V158L41 161L40 160V159H42ZM137 157H138V159H137ZM146 157H147V159H145ZM55 158L56 157H54V161H55ZM25 159H26V157H25ZM222 159L226 163H228V164H226L224 162V166L227 165V167H222V165H223V163H221ZM66 160H67V162H66ZM69 160H71V161H69ZM146 160H148V161L150 160L151 162H149V164H148V163H146L147 162ZM184 160L187 161L186 158ZM241 160H242V162H241ZM256 160L263 162V163H261L262 165L261 166H257L255 164ZM125 161H126V163L127 162L128 163L126 164V168L123 169ZM69 162H70V164H69ZM157 162L158 163L160 162V163L156 164ZM54 163L55 162H53V167L55 166V168H56V165H54ZM121 163H123V164H121ZM145 163L147 165H144ZM167 163H169V164H167ZM245 163L246 164L248 163L247 164L248 166ZM249 163H251V164H249ZM55 164H57V160H56ZM215 164H217V165H215ZM219 164H222V165L219 166ZM20 165H22V164H19L18 166L20 167ZM23 165H22L23 170H16L18 172V174L19 173L21 174V175L19 174L20 176L24 175L23 173H26L24 171V169H25L24 167H26V165L25 166H23ZM74 165L76 167H74ZM243 165H244V167H243ZM18 166H17L16 169L19 168ZM69 167H71V169ZM198 167L201 169V170L199 169L201 171L200 172L201 174H199ZM236 167H238V168H236ZM68 168L70 169L71 172L68 171ZM3 169H5V170H3ZM60 170H61L62 173L60 172ZM75 170H77V171H75ZM21 171H23V173H21ZM65 171H66V173H65ZM186 172L188 173L187 176H186ZM58 173H60V175ZM63 173H65L66 175L63 174ZM61 174H63L62 177H61ZM67 174L69 175L68 177H66ZM122 174H124V175H122ZM145 174H150V175H145ZM38 175H41V177L38 176ZM235 175H237V176H235ZM251 175H253V176H251ZM31 176H33V175H31ZM121 176H123V177H121ZM151 176H153L154 178L158 177L159 179L155 180ZM248 176H250V177H248ZM189 177H191V179H190L191 182L189 180H187ZM237 177L240 178V179H236ZM246 177H248V178H246ZM4 178H6V177H4ZM62 178L64 179V181H63ZM122 178H125V179L123 180ZM42 179H43V181H42ZM171 179L172 180L174 179V180L172 181ZM249 179H251V180H249ZM120 180H122V181H120ZM34 181H37V182H34ZM44 181H45V183L43 185ZM58 182L60 184H58ZM65 182L68 183V184H66ZM181 183H182V185H181ZM35 184L36 185L38 184L37 185L38 187ZM47 184H48V187H46ZM152 184H153V186H152ZM247 184H246V187L249 185V184L248 185ZM195 185H192V186H195ZM226 185H227V188H226ZM23 186H25V187H23ZM61 186H63V187H61ZM20 187H22L23 189L20 188ZM64 187L68 188V189L65 190ZM54 188H55V190H54ZM93 188H94V190H93ZM151 188H155V190H153V189L151 190ZM203 188H202V190H203ZM230 188H229V191L230 192L233 191ZM192 189H194L193 191L197 190L196 188H193V187H192ZM23 190L26 193H24ZM30 190H31V193L29 192ZM58 190L61 191L62 194ZM49 191H51V192H49ZM56 191L59 192L60 196L57 194L58 192H56ZM64 191H65V193H64ZM149 191H151V192H149ZM152 191H154V193L157 192V191L158 192H157V194L155 193L156 194L155 195ZM229 191H228V193H230ZM246 191H247V188L246 189L244 188L243 192H245L244 193L245 195L242 197V205H240V207H242V208H236V210L237 209L243 210L246 207V204H245L246 198L249 197L248 196L249 193H248V191L247 192ZM27 192H29V194ZM52 192H54V196H53ZM113 192L115 194H113ZM198 192H200V191H198ZM49 193H50V195H49ZM20 194H22V196ZM45 196H46V198H45ZM47 196H48V199H47ZM187 197H190V196L187 195ZM182 198L180 197V199L182 201H184V199H186L185 197L183 199ZM190 198H192V197H190ZM39 199L41 201H38ZM42 199H44V200H42ZM59 199H61L62 201L59 200ZM188 199L189 198H187V200H185V201L188 202ZM193 200L191 199V201H193ZM37 201L40 202V204L37 203ZM46 201H47V203H46ZM56 201H57V203H56ZM191 201L189 200V202H191ZM227 201H225L224 204ZM33 202L34 203L36 202V203L34 204ZM41 202H44V203L41 204ZM187 202H186V204H187ZM219 202L221 203V201H219ZM230 202L233 203V200H231V201L229 200V202H227L228 204L233 205ZM50 203H52V205H51L52 207L49 205ZM222 203H223V201H222ZM53 204H54V206H53ZM55 204L56 205H58V204L60 205L61 204V206L58 205L59 206L58 207ZM26 205H28V206H26ZM34 205H35V207L37 205V207H36L37 210H36V208L34 209ZM188 205H189V203H188ZM31 206H33V207H31ZM44 206H47V208H49V207L50 208L48 210H46L47 208L44 207ZM63 206H65L64 207L65 209L63 208ZM159 206L160 207L162 206V207L158 208ZM22 207H24V208H22ZM173 207H175V206H173ZM229 207H230V205H229ZM39 208H41V209H39ZM60 208H63V209H60ZM12 209H15V210H12ZM27 209H28V211H27ZM54 209H55V211H53ZM9 210H10V213H8ZM30 210H32V212ZM41 210L44 211V212H41ZM239 210H237V211L239 212ZM102 211H104V212H102ZM34 212H35V214H34ZM238 212H236V213H238ZM31 213H33V214H31ZM135 213L136 214L138 213L137 214L138 217L136 216ZM3 214L5 215V218H2V217H4ZM29 214H30V216H29ZM25 215L27 216L26 218H25ZM15 216H17V217H15ZM255 216H256L255 215V210L253 209L252 217L249 219L252 224H254L253 222H255V219H256ZM24 218H25V220H24ZM135 219H136V221L134 222ZM158 219H160V221L164 220L163 224H165L166 226L169 224V229H167L168 227L165 229L164 227H166V226L160 224L162 222H159ZM14 220H15V222H14ZM137 220L140 221L141 223L138 222ZM167 220L170 223H168ZM28 221H30L32 223H30ZM132 221H133V224H132ZM157 221H158V223H156ZM23 222L25 224L26 223L27 224L25 225ZM136 222L139 223V224H137ZM165 222H167V224ZM248 222L245 221L244 223L249 225ZM142 223L145 226L142 225L140 227V225ZM179 223H181V222H179ZM8 224L10 225V227H9ZM155 224H157L159 227H157ZM252 224L250 226H253ZM28 225L30 226V228H27ZM260 225H261V230L263 229V231H264V228H262V227H264V218H262L260 220ZM132 226H133V228H132ZM181 226H180V228H181ZM31 227H32V229H31ZM207 227L208 226L206 225V227L204 226L203 229H206V231H207ZM123 228H125V230ZM151 228H153V229H151ZM249 228H250V230L253 229V227H252V229H251V227H249ZM12 229H14V230H12ZM141 229H140V231H141ZM151 230H152V232H151ZM178 230H180V229L178 228ZM208 230H209V227H208ZM118 231H120V232H118ZM131 231H128L127 234H129ZM181 231H182V228H181ZM194 231H195V229H194ZM194 231H192V232L194 233ZM232 231H233V233L231 235L234 238L237 235V234H235L236 233V229H234ZM263 231H261V232H263ZM184 232L186 233V231H184V230H183V233L182 232L181 233L184 234ZM195 232H198V231H195ZM199 232L202 233V231H199ZM120 233H122V234H120ZM154 233L155 234H153V235H156V237L159 236L158 238H160V236L162 237L164 234H166L165 232L161 231L159 233H162V234L164 233V234L163 235L159 234L157 236V232H154ZM169 233H171V235H172L173 232L170 231ZM178 233H180V232L178 231ZM178 233H177V235L176 234L175 235H176V237L177 236L179 237L181 235V237H179L180 239L178 238L177 240H175L172 236L168 237V238H170L169 241H172V239H174L175 242L179 241V243L178 242L177 243L174 242V245L175 244L181 245L180 241H182V243H183V240H181V238L183 236L189 234V233H186V234L182 235L181 233L180 234H178ZM193 233H192L191 236H193ZM237 233H239V232H237ZM258 233L260 234V232H258ZM258 233H257V235L259 236ZM8 234H9V237H8ZM197 234H199V233H197ZM233 234H235V236H233ZM248 234L249 233H247V235ZM252 234H250V235H252ZM116 235H118V236H116ZM136 235L138 236V234H136ZM136 235H135V237H137ZM150 235H149V238L151 240H152V237H154L153 241H154V239H155V241H156V239H158V238H155V236H152V235L150 237ZM168 235L170 236V234H168ZM195 235H196V233H195ZM247 235H245V238H246ZM260 235L262 236V238H264L263 237L264 233H263V235H262V233ZM132 236H133V233L131 235H129V239H132ZM167 236H165V239H162L164 245L168 244L167 241H166V237ZM43 237H46V238H43ZM126 237H128V236H126ZM135 237H133V239H132L133 241L131 242L130 245H132V243H133V246H134V245L137 244L138 241L142 242L141 239L139 238V237H142L141 233H139V236L137 238L138 241L135 239L136 240V244H135V241H134ZM143 237L145 238V234L143 235ZM253 237L255 238L254 234H253ZM114 238H115V240H114ZM144 238H142L143 242L141 244L148 245L146 243L149 242V241L147 242V239H149V238H145V239ZM183 238L187 239L189 237L186 236V237H183ZM236 238H238V237L236 236ZM240 238L238 240V242L240 241L239 243H241V241L244 239V235H243V239L242 238L240 239ZM248 238H249V235H248ZM251 238L252 237H250V239ZM32 239L33 240L34 239L38 240L39 245L37 247L39 249L34 248L32 246L34 244V242H29ZM85 239L86 240L88 239V240L86 241ZM259 239L261 240L260 237H258V240L256 238L253 240L254 242H255V240H257L256 241L257 244L255 246H252V249L254 247H259V248L261 247L264 250V245H262L263 246L262 247V246H260V244L258 242V241H260ZM24 240L25 241L28 240L27 241V242H29L28 245L33 243L32 245H30V247L31 246L32 247L31 248L27 247L26 246L27 242H25ZM83 240H85V241H83ZM160 240H161V238H160ZM245 240H247V239H245ZM82 241H83V243H82ZM91 241H92V243H91ZM129 241H131V240H129ZM249 241H251V240H249ZM262 241H264V240H262ZM262 241H261V244H262ZM21 242H23L24 245L26 243V245H25L26 247ZM35 242H36L35 244L37 245L38 242L37 241H35ZM43 242H44V247H42ZM156 242L155 243L151 242L152 244H150L151 245L150 250L145 249L147 247L144 246L145 250L144 249L143 250L145 251V253L147 251H148V254H149V251L151 253H153V251H154V253H155V250H158L157 252H159V251L162 252L161 251L162 248H160V247H162L163 244L160 242L162 245L160 244V246H158L159 240H158V244H156ZM19 243H20V245H19ZM40 243H42V244L40 245ZM81 243H82V245H81ZM88 243H89V245H88ZM247 243H248V241H247ZM35 244H34V246L36 247ZM52 244L55 245V246H53ZM92 244H93V246H92ZM138 244H139V242H138ZM141 244L138 245L139 250H138V247H136L137 245L134 246V247L130 246L129 248H131V249L126 247V248L129 249L128 253L133 251L136 254V252L138 251L137 254H139L140 251H143L142 248H140ZM153 244H156L160 249L154 248L155 249L154 250L153 249V246H154ZM170 244H172V242ZM263 244H264V242H263ZM21 245L24 246V247L22 246L23 249H22ZM86 245H87V247H86ZM103 245H106L108 247H105ZM177 245H175V248H176ZM51 246H52L53 249L51 248ZM95 246H97V247L95 248ZM109 246H111L110 248H112L113 250L111 249V251H110ZM171 246H169V247H171ZM247 246H248V253H249V251L251 252V250H250L251 246H250V248H249V245H247ZM247 246H245L246 249H247ZM10 247H12V248H10ZM72 247L74 248V250L75 249L76 250L74 251ZM169 247L166 248L164 246L163 248L164 249L165 248L168 249V252H169V250H171ZM45 248H46L47 252L50 250L49 254L45 251L46 254H47L46 257H45V254L43 255ZM86 248L88 250L89 249L90 250L88 251ZM97 248H99V249H97ZM107 248H109V249H107ZM122 248L123 247H121L118 251H120ZM126 248H124V251H125L124 254L125 255L128 254L127 253L128 249H126ZM133 248H136V251H134ZM172 248H174V247H172ZM239 248H240V245H239ZM259 248H256V250H257L256 252L253 250V252H255L254 255H252L253 253L252 254L249 253L251 255V257H252V260H253V258L255 259V255L259 252L257 254L258 257H256L258 259H256L254 261L256 264H259L258 262H259L260 259H262V260H260V264L264 260V253H263L264 251L261 250V248H260V250H261V252H260ZM41 249H42V253H41ZM47 249H49V250H47ZM85 249L87 250V252L85 251ZM151 249H152V251H151ZM70 250H71V252H70ZM98 250H99V252H98ZM103 250H105V251L107 250V251H110V252H106L105 253V251H103ZM114 251H116V252H114ZM122 251L123 250H121L120 253L118 252L120 255L116 254L115 256L119 255V258L121 257L122 260H123L122 261L123 264H127L129 262V260H130L129 256L131 257V254H128V256L126 255V257L129 258V259L125 258V259L128 260V262H127L124 259L125 255H121V254H123ZM164 251H166V250H164ZM236 251H234V252L237 253ZM238 251H239V249H238ZM75 253L78 254L79 256L78 255L75 256L76 255ZM98 253L100 254L101 257L99 256ZM260 253H263V255L261 256ZM13 254L16 255V256H14ZM26 254H28V252ZM94 254H95V257H94ZM103 254L106 255V256L104 255L106 258L103 256ZM135 254H134V256H135ZM140 254H144V252H142ZM140 254H139V256L141 257ZM23 256L26 257L27 255H23ZM51 256H52V258H51ZM70 256H72V257L70 258ZM83 256H85L86 258L83 257ZM89 256H91V257H89ZM48 257H49V259H48ZM68 257H69V261L67 260ZM251 257H249V258H251ZM72 258H73V260H72ZM114 259H115V257H114ZM117 259L118 258H116V260ZM13 260H14V258H13ZM101 260H102V263H101ZM156 260L157 259H155V261ZM9 261H11V262H9ZM21 262L17 261V263L22 264ZM157 262H154V263H157ZM17 263H14V264H17ZM117 263H119V262H116V264ZM112 264H115V262L112 263ZM120 264H122V263H120ZM262 264H263V262H262Z\"/></svg>",
    "mask_w": 264,
    "mask_h": 264
},
{
    "label": "bare ground",
    "instance_id": "2",
    "mask_svg": "<svg viewBox=\"0 0 264 264\" xmlns=\"http://www.w3.org/2000/svg\"><path fill=\"white\" fill-rule=\"evenodd\" d=\"M26 1H28V0H25V2ZM68 1V0H67ZM10 2V1H9ZM17 2H19V0L17 1ZM16 1H13V0H11V2L10 3H13L12 5H10L11 7L9 8V10L8 9H6L5 7H4V10H3V12H2V14L4 13L5 14V17H2L4 20H5V18H7L8 20H10V23H11V21H13V22H15L16 23V21H17V19H18V17L19 16H21L22 14V11H20V10H23V12H27L26 10H27V6H25L23 3H21V1L19 2V3H21V5L19 6L18 5V3H17ZM60 2V1H59ZM61 2H62V0H61ZM73 2H75V0L73 1ZM9 3V4H10ZM94 3H101L99 0H96ZM152 3V2H151ZM9 4H8V6H9ZM23 4V5H22ZM62 4H64V1L62 2ZM74 4V3H73ZM148 4H150V2L148 3ZM163 4V3H162ZM69 5H71V4H69ZM94 5V4H93ZM151 5V4H150ZM154 5V4H153ZM156 5V4H155ZM21 6H23L24 8H22ZM34 6V5H33ZM36 6V5H35ZM57 6V5H56ZM58 6L60 7L61 5L60 4H58ZM57 6V7H58ZM64 6V5H63ZM61 6L62 8H64V9H66L67 7H68V9H71V8H73V9H75L76 8V2H75V4H74V6L73 5H71L72 7H69V6ZM97 6V5H96ZM159 6H161V5H159ZM163 6V5H162ZM7 7V6H6ZM25 7H26V10H25ZM46 7H48V6H46ZM58 7V8H59ZM146 7V6H145ZM148 7H151V6H148ZM147 7V8H148ZM29 8V7H28ZM33 8V7H32ZM49 8V7H48ZM57 8V9H58ZM62 8H61V11H62ZM160 8V7H159ZM8 10L6 13L4 12V11H6V10ZM18 9H19V12H18ZM29 9H31V7L29 8ZM28 9V10H29ZM43 9H45L44 8V6H43V8H42V10ZM56 9V10H57ZM68 9H66V10H63V11H67ZM152 9V8H151ZM16 10V11H15ZM34 10H35V8H34ZM34 10H33V12H34ZM76 10V9H75ZM75 10H73L72 11V13H73V15L75 14V16H76V13H75ZM78 10V9H77ZM155 10V9H154ZM158 10V9H157ZM212 10V9H211ZM210 10V11H211ZM29 11H31V10H29ZM59 10H57V12H58ZM62 11V12H63ZM134 12H137L138 10L137 9H135V10H133ZM156 11V10H155ZM15 12V13H14ZM21 12V13H20ZM68 12V11H67ZM150 12V11H149ZM148 12V13H149ZM154 12V11H153ZM29 12H27V14H28ZM35 13H36V11H35ZM35 13H32V14H35ZM59 13H60V15H61V12L59 11ZM58 13V14H59ZM63 13H65V12H63ZM62 13V14H63ZM72 13H70L71 15H72ZM138 14H139V11L137 12ZM151 13V12H150ZM216 14V12H213L212 13V11H211V14ZM27 14H25L26 16H27ZM47 14V13H46ZM46 14H43V15H46ZM67 14V13H66ZM66 14H65V16H64V14L63 15H61V17L62 16H64L63 18L64 19H66ZM138 14H136L137 16H138ZM23 15H24V13H23ZM22 15V16H23ZM36 16H38V15H42V14H40L39 12L38 13H36L35 14ZM42 15V16H43ZM55 15V14H54ZM54 15L53 16H51V17H54ZM101 15V14H100ZM117 15V14H116ZM115 15V16H116ZM135 14H134V16H133V13H131V16L133 17H131V16H128V18L126 17V19L127 20H130L131 21V23H129L127 20L125 21L126 23V25H129L128 27L125 25H123L124 26V28L122 27V29L125 31V28H127V30H128V32L130 31L129 30V27H130V29L132 28L133 29V27L132 26H135V29H133L132 31H133V33L135 32V34L137 35L138 33H140V32H138L137 31V29H136V27H137V25H138V22H139V20L140 19H142V18H137V16H136ZM149 15V14H148ZM152 15V14H151ZM179 15H180V13H179ZM178 15V16H179ZM217 15V14H216ZM216 15H214V16H216ZM2 16V15H1ZM21 16V17H22ZM26 16L24 17L25 19H26ZM42 16H40V17H42ZM47 16H50L49 14L47 15ZM75 16H73V17H75ZM135 16H136V18H135ZM214 16H212L211 17V20L213 19V17ZM56 17V16H55ZM54 17V18H55ZM72 17V18H73ZM131 17V18H130ZM138 17H140V16H138ZM152 17V16H151ZM181 17V16H180ZM24 18H21V19H24ZM33 18H35V16L33 17ZM45 18V17H44ZM47 18H50V17H46V19ZM102 18V17H101ZM113 18V17H112ZM135 18V19H134ZM2 19V20H3ZM6 19V20H7ZM20 19V18H19ZM21 19H20V21H21ZM29 19H32V18H29ZM28 19V20H29ZM38 19V18H37ZM43 19V18H42ZM45 19V20H46ZM125 19V18H124ZM133 19V20H132ZM151 19V18H150ZM7 20V21H8ZM27 20V21H28ZM33 20V19H32ZM60 20H62V19H60ZM101 20H103V19H101ZM7 21H5L6 23H7ZM24 21V20H23ZM23 21H21V22H23ZM27 21H26V23H27ZM31 21V20H30ZM30 21H28V25L30 24L31 26L34 24H32V23H29ZM4 21L2 22L3 24L5 23ZM9 22V21H8ZM32 22V21H31ZM44 22V21H43ZM43 22H42V24H43ZM103 22V21H102ZM102 22H100V23H102ZM127 22H128V24H127ZM10 23L8 24V25H10ZM18 23H19V20H18ZM45 23V22H44ZM123 23H124V21H123ZM139 23H142V21H140ZM1 24V23H0ZM2 24V25H3ZM13 25H14V23H12ZM11 24V25H12ZM41 24V25H42ZM132 24V25H131ZM5 25V24H4ZM16 25H18V24H16ZM19 25H21L20 23H19ZM16 26V27H14V28H16V30H17V27H19V29H23V30H25V28H29V31L28 32H24V33H26L27 35H25V36H23L22 34H23V31H22V33L21 34H19V35H21V36H23L22 37V40H23V38H24V42H22V40L21 39H18V41H20L21 40V42L23 43V45H22V43H21V45H22V47H21V49H20V47H18V49H20V50H23L26 54L27 53H29V52H33V54H34V52L36 51V52H38L39 53V55L41 56V57H43V59L44 58H46L45 56H48L49 55V53H51V55H53L51 58L50 57H47V59L49 60H51L53 57H55L54 55H55V53L53 54V52H55V50H57L58 48H56V46H54V48H56V49H53V46L51 45L49 48H51L52 47V52H51V49H49L50 50V52H48V50L46 49V52H45V49H44V47L47 45V43H46V45L45 44H43L44 43V40H50V36H47V35H45V37L47 38V39H45V37L44 38H42V31H44L45 29H46V26L45 25H42L43 26V29L41 28V27H39V28H41V29H37L36 27L37 26H30V27H28L25 23L23 24L22 23V25H26L27 27H25V28H23V27H20V26ZM21 25V26H22ZM74 25V24H73ZM72 24H70V26H73ZM7 26V25H6ZM45 26V27H44ZM49 26H51V25H49ZM70 26L68 27V31L70 30V29H72V28H70ZM138 26H140V27H142L141 25H138ZM158 26L159 25H157V27H155V30H154V32H153V36L151 35L150 36V38L151 37H153V39L154 40H151L150 39V42L152 41H155L154 43H159V45H161L162 46V44L164 45L165 44V46L167 45L166 44V40H163V33H161L160 32V27L158 28ZM2 27V26H1ZM8 28L9 27H11V26H7ZM47 27H48V24H47ZM67 27V26H66ZM153 27H154V25H153ZM152 27V28H153ZM4 28H6L5 26H4ZM50 28V27H49ZM63 28V27H62ZM73 28H75V25H74V27ZM138 28V30L140 29L139 27H137ZM165 28H167V27H165ZM164 28V29H165ZM2 29V28H1ZM12 29H13V27H12ZM26 29V30H27ZM59 29H61V27H59L58 28V30ZM143 29V27L141 28V30L140 31H143L144 33L143 34H141L142 36L141 37H143V38H141V40H143L144 42H145V38H146V36L148 35V32L147 31H144V29ZM161 29H162V27H161ZM9 30V29H8ZM25 30V31H26ZM48 30H51V29H48ZM73 30V29H72ZM72 30L71 31H69L70 33H69V36L68 37H70V34L72 33L73 34V32H72ZM127 30H126V33H127ZM137 31V33H136V31ZM2 32L1 33H3L4 32V30H1ZM10 31V30H9ZM11 31H13V30H11ZM14 31H15V29H14ZM20 30H18V32H19ZM52 31H55V30H52ZM60 31H63V32H61L60 33ZM60 31H57V29H56V32H54V34L55 35H57L58 34V32L60 33V34H64V31H65V29L63 28V30L61 29ZM168 31V30H167ZM7 32V31H6ZM16 32V31H15ZM45 32H47V29L45 30ZM45 32H43V33H45ZM66 32H67V30H66ZM117 32V31H116ZM115 32V33H116ZM8 33H11V32H8ZM17 33V32H16ZM53 33V32H52ZM57 33V34H56ZM115 33H113L112 35H116ZM133 33H131V31H130V33H128V34H132V35H134ZM4 34V33H3ZM13 32L11 33V34H8V35H11L12 37H13ZM53 34V35H54ZM59 34V35H60ZM62 34V35H63ZM119 34V33H118ZM117 34V35H118ZM140 34H139V36H140ZM147 34V35H146ZM233 34H234V32H233ZM15 36H16V34H14ZM44 35V34H43ZM48 35H50V34H48ZM52 35V36H53ZM61 35V36H62ZM68 35V34H67ZM112 36L113 38H111V39H113V41L114 40H116L115 38L117 37V39H118V37L119 36ZM144 35H145V37H144ZM170 35V34H169ZM2 36H4L5 37V34L4 35H2ZM6 36H7V34H6ZM61 36H58L61 40H63L62 39V37ZM74 36H75V34H74ZM110 37H111V35H109ZM121 36V35H120ZM139 36H131V38H136V39H138L139 38ZM180 36V35H179ZM178 36V31L176 30V29H172L171 30V40H170V42H169V44L171 45V46H174V44H176L175 42V40H177V38L179 37ZM238 36V35H237ZM10 36H7V39L9 38ZM12 37H10V39L9 40H13V39H11ZM20 38V36H17V38ZM49 37V38H48ZM109 37V38H110ZM148 37V36H147ZM167 37V36H166ZM181 37V36H180ZM180 37H179V39H180ZM234 37V36H233ZM0 38H3V37H0ZM6 38V37H5ZM14 38V37H13ZM16 38V37H15ZM52 38V37H51ZM72 38H74L73 37V35H72V37H70V39L71 40H69V41H71L70 43L68 42V41H66L67 42V44H71L72 42L74 43L75 42V40L74 39H72ZM108 38V39H109ZM140 38H139V41H140ZM149 38V37H148ZM170 38V37H169ZM254 38V37H253ZM42 39H44L43 40V42L41 41ZM147 39V38H146ZM175 39V40H174ZM208 39V38H207ZM2 40H4V38L2 39ZM72 40H74V41H72ZM238 40V43H240L241 42V44L243 43L244 45H245V43L244 42H242V40H240V38L239 39H237ZM16 41H17V39H16ZM57 41H58V39H57ZM112 40H111V42H113ZM137 41V40H136ZM142 41V42H143ZM147 41H149V40H147ZM169 41V40H168ZM1 42V44H2V42H3V45H5V43H4V41H0ZM6 42V41H5ZM7 42H8V40H7ZM11 42V41H10ZM46 42V41H45ZM48 42V41H47ZM50 42H53L54 43V41L53 40H50ZM49 42V43H50ZM60 42V41H59ZM143 42V43H144ZM11 43H13L12 45H15L14 43H15V40H14V42H11ZM17 43V42H16ZM49 43H48V45L47 46H49ZM73 43L71 44V45H73ZM109 43V42H108ZM138 43V42H137ZM214 43H215V41L212 39V40H210V38H209V41H208V44H207V46H210L211 47V52L213 51L212 50V48L214 49ZM7 44H9V43H7ZM51 44V43H50ZM59 44V43H58ZM62 44H64L65 45V47L67 46L66 45V43L64 42H62ZM62 44H60V45H62ZM149 44V43H148ZM239 45V46H241L242 47V45ZM3 45H1L2 46V48H5L6 46H9V45H6L5 47L3 46ZM17 45V44H16ZM19 45H20V43H19ZM20 45V46H21ZM45 45V46H44ZM54 45H56L55 43H54ZM64 45H63V47H64ZM106 45V44H105ZM138 45V44H137ZM136 45V46H137ZM244 45H243V47H244ZM11 46V45H10ZM74 47L76 46V45H73ZM104 46V45H103ZM135 46V47H136ZM141 46V45H140ZM169 46V45H168ZM11 47H13V46H11ZM11 47H10V50H11ZM64 47V48H65ZM74 47H72V48H74ZM129 47V46H128ZM138 47H139V45H138ZM138 47H137V49H138ZM167 47V46H166ZM240 47V48H241ZM242 47V48H243ZM1 47H0V49H2ZM15 48V49H14ZM62 47H60V49H61ZM64 48H62L61 50H65L64 52L65 53H63V54H66V52H68L67 54H69V51H67V50H73L71 47H70V49H68L69 47L67 46L65 49ZM8 49V48H7ZM13 49L14 50H16V47H13ZM17 49V50H18ZM102 49V48H101ZM103 49H104V47H103ZM110 49V48H109ZM139 49H140V47H139ZM163 49H164V47H163ZM3 50V49H2ZM1 50V52H3ZM9 50V51H10ZM61 50H59L60 52V54L62 55H60L61 57H63V58H65V59H63L62 58V60H61V57L59 56V53H58V56H57V58L58 57H60L59 59H60V61H61V63H62V67L64 68V69H66V65L65 66H63V63L66 61V59L69 61L68 63H70V60L71 61H77L78 63L81 61V60H83V59H85L83 56H82V58L83 59H81L80 58V61L79 60H77V59H75V58H67L66 56H67V54L65 55V56H63V54H62V52H61ZM77 50V49H76ZM79 50V52L77 53V55L80 53V49H78ZM108 50V49H107ZM132 50V49H131ZM5 51V50H4ZM109 51V50H108ZM137 51V50H136ZM139 51V50H138ZM0 52V53H1ZM7 52V51H6ZM71 52V51H70ZM131 52H133V51H131ZM47 53V55H45L44 56V54H46ZM105 53H106V51H105ZM108 53V52H107ZM106 53V55L105 56H107L108 54ZM157 54H158V52H156ZM3 54V53H2ZM5 54V53H4ZM74 54V52H72V54L71 55H73ZM76 54V53H75ZM74 54V55H75ZM138 53H136V55H137ZM210 54V53H209ZM1 55V54H0ZM10 55H12V54H10ZM9 55V53H8V55L6 56V57H11ZM17 55H19V54H17ZM16 55V56H17ZM35 55V54H34ZM33 55V57L32 58H37L38 59V56H36L37 55V53H36V55L34 56ZM43 55V56H42ZM76 55V56H77ZM102 55V54H101ZM127 55H129V54H127L126 53V55H124L125 56V59H124V57H123V59L126 61V63L127 62H130V61H128V57H130V56H128L127 57ZM131 55V54H130ZM133 55L134 54H132V57H133ZM136 55H135V57H136ZM149 55H150V53H149ZM14 56H15V54H14ZM16 56L15 57H13V55H12V57H11V59L13 58V60H16V61H13V62H16V63H18L17 62V59L18 58H20L19 56H21V54L19 55V56H17V58H16ZM70 56V55H69ZM104 56V57H105ZM1 57H3V56H1ZM1 57H0V59H1ZM5 57V56H4ZM4 57L2 58V59H4ZM6 57H5V60H6ZM22 58H25V57H23V56H21ZM73 57H75V56H73ZM101 56H99V58H100ZM104 57H103V59H104ZM108 57H110V56H108ZM114 57H115V54H114ZM117 57V56H116ZM138 57V56H137ZM150 57H152V56H150ZM209 57V56H208ZM208 57H207V62H208ZM15 58V59H14ZM22 58H21V62L24 60H22ZM28 58H29V56H28ZM40 58V57H39ZM112 58V57H111ZM128 58V59H127ZM149 58V57H148ZM160 58V57H159ZM1 59V60H2ZM26 60H27V58H25ZM30 59H31V56H30ZM30 59L29 60H27L28 62L26 63L25 61H23V63H24V69L22 70V73H24V70L27 72V70H28V73L30 72L31 74L28 76V79L26 80V77H24V76H22V75H25V74H22V73H20V75L22 76L21 78H24L25 79V83H26V81H27V83H29L28 82V80H29V78L31 79V81H32V83H34L33 85L35 86V81H36V78H37V80H38V77H36L37 75L36 74H38L39 72H40V74H39V79H40V77H41V74H43V72L46 70V68H44L45 70H43V68H42V62L46 65V63H48L49 62V64H53V62H51V61H53V60H55V58H53L51 61L49 60H47V59H44L43 61H42V59L40 60H38L39 61V63H38V65H40L39 66V69L37 70V71H35V69L33 70V68H35V65H37V63L35 62L34 64L35 65H32L33 63H31L30 64ZM73 59V60H72ZM139 59V58H138ZM138 59H135V61L136 60H138ZM215 59H216V56L213 54V52H212V55L209 57V62L211 61H215ZM5 60H3L4 62H5ZM10 60V58H8L7 60H6V62L5 63H9L7 66L6 65H3V63L2 64H0V65H3L1 68L3 69V67L4 66H6V68L7 69H5L4 68V70H2V73H3V71H8V69L10 68V62H11V60ZM19 60V59H18ZM32 60V59H31ZM65 60V61H64ZM86 60V59H85ZM110 60V59H109ZM108 60V61H109ZM111 60H113V59H111ZM123 60V61H124ZM151 60H152V63L149 61L148 63H150V64H152V67H149V68H154L153 70L155 71V69L156 70H159L160 71V73H161V70H162V73H164L163 75H162V73L161 74H157V79H158V81H156V78H155V76H154V79H149V76L151 77V74H149V76H147L148 77V79H149V81L150 82H147V77H145L146 79V81H144V82H147L148 84H145L144 82H143V84L145 85V86H147V87H145L143 84V87H145L146 88V90H145V95H146V97L147 98H149L150 99V101L152 100V101H157V102H160L161 100H162V96H161V93L159 92V90H157L159 87H158V83H162L161 82V80L163 79V77L165 76V73H167L168 74V70L167 69H169V65L167 64V62H166V64H164V63H161L162 61H160L161 60V58L160 59H158V63L156 62V59H154L155 61V63H153V58H151ZM8 61V62H7ZM37 61V62H38ZM48 61V62H47ZM62 61H64V62H62ZM105 61H106V59H105ZM160 61V62H159ZM13 62H12V64H13ZM21 62L20 63H18V65L19 64H21ZM31 62H33V61H31ZM46 62V63H45ZM51 62V63H50ZM57 62H59V60L57 61ZM57 62L55 63L56 65H58L57 64ZM76 62V63H77ZM86 62L87 61H84V63L86 64ZM109 62H111V61H109ZM108 62V63H109ZM114 62V61H113ZM112 62V63H113ZM118 62V61H117ZM122 62V61H121ZM138 62V61H137ZM201 62H203V60L201 61ZM204 62H206L205 61V59H204ZM203 62V64H208V63H204ZM210 62V63H211ZM60 63V64H61ZM80 63H83V61H81ZM136 63V62H135ZM163 64V65H161V64ZM49 64H47L48 66H49ZM66 64H67V61H66ZM85 64H83L84 65V67L85 68H88L87 70L83 67H81V72L80 71H77V69H78V67H77V65L76 66H73L74 65V63H73V67H74V69H73V67H72V69H73V71L75 70V68H76V71L75 72H71L72 71V69H71V71H69L71 74H73V75H71L72 76V78H74L75 77V75H74V73L76 74V76L78 77V80L76 79H72V80H75V82L74 81H72V80H70L67 84H66V82H67V80H65L67 77H68V80H69V78L71 77L70 75H68V76H65V75H62L61 73H59V76L60 77H58L57 76V79H58V81H60L59 80V78H62L61 76H63V79L66 81L64 84L62 83V81L61 82H59V83H62V84H60L61 86H56L57 88H55L54 87V92H57V95H58V97H56V98H54V100H52V102L54 101V104L49 100V102L48 103H46L45 104V106H43L42 107V109H43V114H46V113H49V115H50V117H51V115L53 114L54 115V118H55V121L58 123L60 120L58 119V117L59 118H61V116H62V118H63V114H64V116L66 115V113L67 114H69L70 113V111H71V109H73V107H75V103L76 102H79L80 100L82 101V102H80V103H85L87 100H90V102L88 101V103L87 104H89V105H87V104H85V106H82V107H80V109H83L82 111H80L81 113L79 114V112H77L78 114H76V118L75 117H73L72 115V119H74V120H78V117L79 118H84L85 116H87L86 115V112H88L89 110H93L95 107H96V104L97 103H99L98 102V99L100 100V98L98 97V99L96 98V100H94L95 99V97H97L96 96V94L97 93H99V94H101L100 93V91H102L101 89H99V87L100 86H102V85H100L99 87H97L98 86V81H99V74L100 73H104L105 74V72L104 71H102L103 69H101V67H99L100 65H98V66H96V70L97 69H99V70H97L98 72L97 73H99V74H97L98 75V77L96 78V81H97V83H96V81H93L94 79H93V77H92V75H94L95 77H96V70H95V68H93L94 69V71H93V69H90V68H92L90 65V67L87 65H85ZM150 64H148L149 66H151ZM18 66L17 64H14V66ZM23 65V64H22ZM22 65H20V66H22ZM29 65H31L30 67H33V68H30L29 67ZM38 65H37V67L36 68H38ZM47 65H46V67H47ZM56 65H54V68H53V71H51L52 73L51 74H49L50 73V71H48L47 72V77L48 78H46V79H48L49 80V78L51 79H54V80H56V78H54V77H56V75H55V73L57 72V71H63V70H59V68L61 67V65L60 66H58L59 68L57 69V66ZM68 65H70V64H68ZM81 65V64H80ZM82 65V66H83ZM110 65V64H109ZM114 65V64H113ZM128 65V64H127ZM20 66H18V67H20ZM56 66V67H55ZM79 66V65H78ZM102 66V65H101ZM108 66V65H107ZM106 66V68L105 69H108L107 71L108 72H110L111 74H112V72L114 71L115 72V70H113L112 72H111V68L109 67H107ZM111 67H112V69H114L113 68V66H112V64L110 65ZM121 66V65H120ZM201 66V65H200ZM9 67V68H8ZM11 67H12V65H11ZM62 67L60 68V69H62ZM69 67V66H68ZM94 67V66H93ZM128 66H126V68H127ZM12 68H15V67H12ZM17 68V67H16ZM15 68V70L14 69H12L13 71H14V73H16V69ZM21 68V67H20ZM23 68V67H22ZM48 68V67H47ZM56 68V69H55ZM125 68V67H124ZM148 68V69H149ZM165 70V72L163 71V69ZM251 68H253V67H251ZM19 69V68H18ZM69 69V68H68ZM85 69V70H84ZM110 69V70H109ZM9 70H11V69H9ZM21 70V69H20ZM51 70V69H50ZM54 70H57V71H55V73H54V75H52L53 74V72H54ZM88 70H90V72L88 71ZM125 70V69H124ZM128 70H130L129 69V67L127 68V71ZM248 70H250V69H248ZM65 71V70H64ZM67 71V70H66ZM91 71H93L92 72V74H91ZM101 71V72H100ZM126 71V70H125ZM126 71V72H127ZM1 72V71H0ZM18 72H21V71H17V73H16V75L14 74V73H12L11 72V74L9 73V72H7L8 74H10L11 75V77H13L14 75L15 76H20L19 74H18ZM42 72V73H41ZM68 72V73H69ZM108 72H106V74L105 75H107V73ZM152 72V71H151ZM5 73V72H4ZM7 73H5V74H7ZM64 73V72H63ZM89 73V74H88ZM93 73H95V74H93ZM110 73H109V75H110ZM7 74V75H8ZM13 74V75H12ZM18 74V75H17ZM61 74V75H60ZM101 75V76H103V78L102 79H104V77H105V75ZM115 74V73H114ZM121 74H122V72H121ZM120 74V75H121ZM124 74V73H123ZM123 74L121 75V76H123ZM166 74V75H167ZM31 75H33V76H31ZM86 75H88V76H86ZM125 75V74H124ZM159 75H162V76H159ZM3 76V77H2ZM2 76H0L1 78H4V74L2 75ZM9 76V75H8ZM14 76V77H15ZM50 76V77H49ZM51 76H53V77H51ZM85 76V77H84ZM89 76H91L92 77V81H88V80H86V79H88V77ZM223 76V75H222ZM7 76L5 75V78H6ZM10 77V78H11ZM13 77V78H14ZM45 77L46 76H44V79H45ZM65 77V78H64ZM87 77V78H86ZM107 77V76H106ZM109 77H111V76H109ZM124 77V76H123ZM153 77V76H152ZM160 77H161V80H160ZM13 78H11V79H13ZM20 78V77H19ZM165 78V77H164ZM220 78V80H224V79H226L225 78V76H223V77H219ZM10 79V82L12 81ZM15 79V78H14ZM23 79V80H24ZM43 79V78H42ZM71 79V78H70ZM82 79V80H81ZM98 79V80H97ZM101 79V80H102ZM106 79V78H105ZM104 79V80H105ZM110 79V78H109ZM117 79V78H116ZM120 78H118V80H119ZM124 79V78H123ZM7 80V79H6ZM5 80V81H6ZM16 80V79H15ZM21 79H19V81H20ZM64 80H63V82H64ZM83 80H86L85 82L83 81ZM107 80V79H106ZM118 80H117V82H118ZM9 81V80H8ZM39 81V80H38ZM37 81V82H38ZM47 81V80H46ZM53 81V80H52ZM58 81L56 80V82L58 83ZM109 81V80H108ZM107 81V82H108ZM111 81H112V78H111ZM114 81V80H113ZM120 81V80H119ZM123 81V80H122ZM226 81V80H225ZM224 81V82H225ZM4 82V81H3ZM7 82V81H6ZM15 82H17V80L15 81ZM21 82H23L22 80H21ZM21 82H19V84L21 83ZM42 82V80L40 81V82H38L39 83V85L40 84H42L41 83ZM48 82V84H49V81H47ZM51 82V81H50ZM73 82V83H72ZM101 82V81H100ZM105 82V81H104ZM107 82L105 83L106 85H108L107 84ZM116 82V81H115ZM114 82V83H115ZM116 82V83H117ZM121 82V81H120ZM18 83V82H17ZM24 83V84H25ZM26 83V84H27ZM37 83V84H38ZM58 83V84H59ZM180 83V82H179ZM6 84V83H5ZM4 84V85H5ZM16 84V83H15ZM25 84V85H26ZM36 84V85H37ZM56 84V83H55ZM110 84H112V82H110ZM125 84H126V82H125ZM129 84V83H128ZM136 84V83H135ZM138 84V83H137ZM174 84H176L177 85V87L176 88H179V90H180V92L179 93H183L184 94V92H187L186 90H184V89H187L188 90V88H190L191 89V87H190V85H189V87L188 86H186V84H182V83H180V84H182L181 86L184 88H182V87H179L180 85L178 84V82H176V83H174ZM225 85H226V82L224 83ZM223 84V85H224ZM21 85V84H20ZM25 85H23L22 84V86H25ZM29 86L27 87V88H29V89H31V93H32V88H33V86L32 85H30V83L28 84ZM46 85H47V83H46ZM118 85H119V83H118ZM131 85V84H130ZM130 85H127V86H129L130 87ZM179 85V86H178ZM185 85V86H184ZM6 86H8L9 87V85H6ZM18 86V88H19V85H17ZM27 86V85H26ZM26 86H25V88H26ZM41 86V85H40ZM40 86L39 87H37V86H35V88L37 87V88H40ZM45 86V84L43 85V87ZM114 85H112L111 87H113ZM119 86H121V85H119ZM137 86V85H136ZM227 86V85H226ZM4 87V86H3ZM2 87V88H3ZM106 88H107V86H105ZM110 87V88H111ZM129 87H127V88H129ZM188 87V88H187ZM228 87V86H227ZM46 88V90H48V92L49 93H51L50 94V96H52V95H54L53 94V92H50V90L49 89H47V86L45 87ZM101 88V87H100ZM103 88V87H102ZM115 88V86L113 87V89ZM122 88V87H121ZM132 88V87H131ZM131 88H130V91H131ZM175 88V87H174ZM224 88V87H223ZM4 89V88H3ZM3 89H1V91L3 90ZM6 89H7V87H6ZM11 88H9V89H7V90H10ZM14 89V88H13ZM12 89V90H13ZM28 89V91L30 92V90ZM52 89V88H51ZM57 89V90H56ZM108 89L109 88H107V91H108ZM118 89V88H117ZM189 89V90H190ZM7 90H6V92L5 93H7ZM12 90H10V91H12ZM34 90V89H33ZM40 90H42L43 91V88H42V86H41V89ZM39 89L37 90V91H40ZM110 90V89H109ZM114 90H116V89H114ZM123 90V89H122ZM125 90H126V87H125ZM129 90V89H128ZM144 90V89H143ZM175 90L176 89H174V92H175ZM178 90V89H177ZM176 90V91H177ZM178 90V91H179ZM183 90H184V92H183ZM224 94H225V97L224 98H218V99H216L218 102H221V101H226L227 103H229V105H231L232 107L234 106V104H235V101H236V99H237V94L235 93V91L234 90H228L226 87L224 88ZM17 92V95H19L18 93V90H16ZM20 91V90H19ZM28 91H26L27 93H24V94H21V97H23V98H26L29 94L31 95V93H29L28 94ZM35 91V90H34ZM33 91V92H34ZM52 91H53V89H52ZM118 91V90H117ZM178 91H177V93H178ZM15 92V91H14ZM20 92H22V91H20ZM43 92H45V91H43ZM103 92V91H102ZM189 92V91H188ZM186 93L185 95H187V97L188 96H191V93L189 94V93ZM9 93V92H8ZM37 93V92H36ZM104 93H105V91H104ZM116 93V92H115ZM123 93H124V91H123ZM176 93V92H175ZM176 93V94H177ZM10 94H11V92H10ZM33 94H35V93H33ZM38 94L40 95L41 94V92L39 93L38 92ZM56 94V93H55ZM99 94H97V95H99ZM119 94V93H118ZM122 94V93H121ZM1 95H2V93H1ZM5 95V94H4ZM13 95V94H12ZM109 95V94H108ZM174 95L175 94H173L171 97H172V101H176V100H173V98H175L177 95H175V97H174ZM179 95V94H178ZM6 96V95H5ZM7 96H8V94H7ZM11 96V95H10ZM26 96V97H25ZM38 96V95H37ZM50 96H48V97H50ZM56 96V95H55ZM86 96H88V98H86ZM20 97V95H19V97L17 98V100H19L18 102H21V98ZM31 97V96H30ZM29 96H28V98H30ZM39 97V96H38ZM86 99H85V98ZM109 97H110V95H109ZM181 98V94L178 96V97H176L175 99H177V102H179V100H180V98ZM19 98H21V99H19ZM42 98V97H41ZM46 98L47 97H44V99H45V101H46ZM111 98V97H110ZM189 98H191V97H189ZM193 98V97H192ZM215 98H217V97H215ZM40 99V98H39ZM148 99V100H149ZM208 99L209 100H212V96H209L208 97ZM16 100V99H15ZM27 100H29V102L31 103L30 104V106H32V107H34L32 104L34 103H32V101H30V99H27L26 98V101ZM83 100H86L85 102H83ZM208 100V101H209ZM25 101V99H23V102ZM40 101V100H39ZM39 101H38V103H39ZM43 101V100H42ZM41 101V102H42ZM45 101H43V103L45 102ZM59 101H61V102H59ZM96 101V102H95ZM102 101V100H101ZM103 101H105V98H104V100ZM182 101V100H181ZM53 104H51V103ZM62 103V105H60V104ZM80 103H78V104H80ZM96 103V104H95ZM100 103H102V102H100ZM99 103V104H100ZM180 103V102H179ZM256 104H257V102H255ZM9 104H11V106L12 105H14L13 104V102L11 101V103H9ZM9 104H7V106H9ZM29 103H28V101H27V104H26V102H25V105H28ZM36 104V102L34 103V105ZM48 104L50 105V107L48 106ZM91 104V105H90ZM98 104V105H99ZM159 104V103H158ZM259 104V103H258ZM42 105V104H41ZM41 105H37V107L39 106H41ZM82 105H84V104H82ZM94 105V106H93ZM128 105V104H127ZM46 106H48L46 109H48V112L46 111L45 113H44V107H46ZM58 106H59V108H60V106H61V108L59 109L58 108ZM230 106V107H231ZM235 107H237V105H235ZM235 107H234V109H235ZM13 108L14 109H12V110H10L9 109V111L7 110V111H5V113L6 114H3V115H0V133L1 132H4L3 130H5V126H7V127H9V124L7 123V122H5L6 120H8V122L9 121H11L12 122V125H19L20 126V128H19V130L18 131H20V130H22V129H24L25 127L26 128H28L27 126H29V127H32V129H33V131L32 132H34L32 135H36V132L34 131V130H36L37 129V127H38V125L39 124H36V126L35 125H27L26 124V120H25V124L23 123L24 122V119H22V121L21 122H19L20 121V118H21V115L23 114V118H24V113H26L27 114V111H28V113L30 112V109H28L26 106L25 107H23L22 106V108L20 107V109H21V112H20V115L19 114H17L18 113V111H16V110H20V109H18L19 107H17V109H16V107H14L13 106ZM23 108H25L26 109V111L23 109ZM30 108V107H29ZM93 108V109H92ZM28 109V110H27ZM42 109L40 110V112H39V117H40V119H41V116L42 115H40L41 114V111H42ZM79 109V108H78ZM233 109V108H232ZM233 109V110H234ZM237 109V108H236ZM24 110V111H23ZM38 110V109H37ZM54 112H53V111ZM57 110H59V112L57 111ZM70 110V111H69ZM233 110H231V112H235V111H233ZM238 110V109H237ZM236 110V111H237ZM10 111H12V112H14V113H11V114H9L8 112H10ZM23 111V112H22ZM49 111H52L51 112V114H50V112ZM73 111V110H72ZM75 111H78V110H76L75 109ZM36 112V111H35ZM34 112V113H35ZM22 113V114H21ZM33 113V114H34ZM38 113V112H37ZM37 113H35V114H37ZM89 113H91L90 111L88 112V114ZM157 113V111L155 112V114ZM159 113V112H158ZM16 114L18 115L17 117H16ZM71 114V113H70ZM83 114H84V117H82L83 116ZM93 114V113H92ZM96 114V113H95ZM154 114V115H155ZM13 115H15L14 117H16L17 118V121H15V118L13 119L12 118V116ZM90 115V114H89ZM88 115V116H89ZM110 115V114H109ZM158 116H159V114H157ZM223 115V114H222ZM26 116V115H25ZM27 116H28V114H27ZM29 116H31V114L29 115ZM45 116H48L47 114L45 115ZM70 115H67V118L69 117ZM93 116V115H92ZM95 116V115H94ZM93 116V117H94ZM147 116H148V113H147ZM156 116V115H155ZM228 116V115H227ZM18 117H20V118H18ZM43 117V116H42ZM53 117V116H52ZM96 118H97V116H95ZM115 117V116H114ZM157 117V116H156ZM223 117V116H222ZM243 117L244 116H241V118H242V123H241V127H240V123H238V125L236 124L235 125V123L234 124H230V120H229V122H228V119L229 118H231V116H229L228 117V119L227 118H224L225 120L227 119V122L229 123L228 124V128L227 127H222V125H224L225 123H227L225 120H223L222 122H223V124H221V128H223V130L220 128H217L218 126H217V124H216V126H215V128L213 129L214 131L212 132V129L210 130L211 132V134L212 135H207V134H209V133H207V130H206V133L207 134H205L204 135V132H202V136L200 137L199 135H200V131H199V134L197 135V136H199V138L198 139H196L195 141L196 142H194L193 144H195V147H196V150H197V152H198V155H196V157L197 158H195V155H193V157H194V159L195 160H197V161H199V160H201L200 161V164H204V163H201L202 161H204V158H206L205 157V155L207 154V148H209V146L211 145V143L210 142H212L213 140H215V142L213 141L212 143H215V145L217 144V146H218V148H217V146H216V148L217 149H219V150H221V152L223 153V157H225L226 159L225 160H227V156H228V159L230 158V155L231 156H233V157H231L232 159L234 158V156H235V153H239L238 151V147H239V149H240V145H242V144H240L239 145V143L237 142V140H236V137H234V135L236 134V129L235 128H237V126L239 127V128H242V131H243V129L245 130L246 129V131L249 129L250 130V128L249 127H251V126H249V124L247 123V122H244V120H245V118L243 119ZM5 118V119H4ZM27 118V117H26ZM31 118V117H30ZM32 118L33 119H31V121L33 120H35L34 118H36V117H33L32 116ZM38 118V117H37ZM36 118V119H37ZM46 118V117H45ZM44 117L42 118V120H41V122H40V124L42 123V121L44 122L45 120H43V119H45ZM49 118V117H48ZM53 118V119H54ZM61 118V119H62ZM71 117H69V119H70ZM39 119V118H38ZM53 119H51V120H53ZM72 119H70V120H72ZM94 119V118H93ZM149 119H152L151 117H149V118H147V120H145V119H143V125L145 126V128L147 129V131L148 130H150V131H148V132H152L153 130L151 129V128H153L152 126H153V123L154 122H152L153 120H149ZM28 120V119H27ZM49 121H50V124H51V120H50V118L48 119ZM59 120V121H58ZM79 120H81V119H79ZM78 120V121H79ZM83 120V119H82ZM82 120H81V122L79 121V123L81 124L82 123ZM95 120H97V119H95ZM111 120H112V118H111ZM154 120H156V119H154ZM231 120H232V118H231ZM47 121V120H46ZM48 121V122H49ZM54 121V120H53ZM54 121V122H55ZM78 121L76 122V121H71V122H69L68 120L66 121L65 120V122L66 123H63L64 124V128L61 126V125H58V126H61L60 128L61 129H63V131L61 130V129H59V130H61L62 131V136L61 137H63L64 135V137L66 138V140L64 139V141H63V139L62 138H60L59 140L57 139V138H55L56 136L55 135H53L54 137L53 138H55V139H53V138H51L52 137V135H47L46 137H48V138H50V139H48L47 138V140H48V142L47 141H44V140H46L45 138V136H42V137H40V141H39V138H38V140L36 141L37 143H39L38 145L39 146H37V145H33V144H35L36 142H34L33 144H31V143H29V146H28V144H26V146H22V147H24L23 149H24V152L23 153H25V155H27V154H29V155H27V156H25V155H22L23 157L25 156L26 157V159H25V157H24V160L22 159V161H23V163L21 162V160H19V163H18V165L19 164H24L23 166H25L26 165V167H24L25 169H24V171L26 172V173H23V171H21V173H23L24 175H22V176H20L19 174H18V172L16 171V170H23V167H22V165H20V167L17 165V162L15 161V158H16V160H17V157L16 156H18L17 154H16V156L15 157H13V156H10V159H9V154L8 153H5V151L8 149V147H10V146H16V145H19L18 144V142H19V139H22L23 137H25V139H26V136H24V134L25 133H27L28 134V136H27V138H31L32 137V135H30L31 134V131H29V130H27L28 132H26V130L25 131H21V132H18V131H14V130H17L18 128H17V126L16 127H13L12 129V131H14L15 133H18L19 134V137H22V138H17V136L16 135H12L10 138H8L9 140H10V142H8V139L6 140V141H4V143H6L5 145H3V146H1L2 145V143L0 142V156L1 155H6V157L8 158V159H5L4 161H8L9 160V162L8 163H10V165H12V164H14V167H12L11 169H9V170H6V174L4 173V171L2 172V171H0L1 173H0V188L3 186L1 183L4 181V179H6L4 182H6V184L3 186V187H5L6 189H8L9 190V192L7 191V193H6V195L3 197V198H6L7 197V201H8V203H10V201H9V199L11 198V194H12V192L13 191H10V189H18L19 190V188H18V186L20 185V183H22V182H25V184H23V185H29V186H31V185H33L34 183H32V181L34 180V179H38V177L36 176H34L36 173H34V174H32V172H34V171H36L37 169L36 168H40V170H43L44 172L46 171V172H48L47 174H45V173H43V172H41V173H43V174H45L44 176H45V179L47 178V177H49L50 178V180H51V177H53L54 175H56V174H54L55 172H59V171H55V172H53V174L51 173V170H52V168H53V170L52 171H54V169H59V168H57V166H60L61 165V163H59V159L61 160L62 158H63V162H64V157H63V155H62V153L60 154V155H58V156H55V155H57V154H55V152H54V154H51V156L52 155H54V157H56L55 158V161H54V157H52V160H50L51 159V156H48V155H50V153L52 152V149L50 150V152L48 151L49 149L47 148V145H49V142H54V140H55V143H56V141L58 140V142H57V145H59V144H61V143H63V144H65L68 140V142L69 143H72L71 142V136H70V131H71V134H73L74 132L76 133V131L78 132V130L80 129V130H84L85 128H84V126H83V128L81 129V125L79 124L78 125V127L76 126L77 125V123H78ZM234 121V120H233ZM11 122H9V123H11ZM28 122V121H27ZM35 122H36V120H35ZM48 122L47 123H42V125L44 124V126L46 127L47 126V124H48ZM110 122V121H109ZM108 122V123H109ZM152 122V123H151ZM220 122V121H219ZM53 123V122H52ZM57 123H55V124H57ZM76 125H75V124ZM216 123V122H215ZM215 123H213V126L215 125ZM221 123V122H220ZM231 123H232V121H231ZM7 124V125H6ZM22 124H24L25 125V127H23L22 129H21V126H22ZM97 124V123H96ZM98 124H99V121H98ZM101 124V123H100ZM204 124V123H203ZM23 125V126H24ZM27 125V126H26ZM42 125H39V128L42 126ZM49 125V124H48ZM114 125V124H113ZM152 125V126H151ZM202 125V124H201ZM201 125H200V127H199V129H201ZM225 125H227V124H225ZM235 125V126H234ZM11 126V125H10ZM33 126H34V128H33ZM76 126V127H75ZM79 126H81V127H79ZM87 126V125H86ZM98 126V125H97ZM96 126V127H97ZM202 126H204L205 127V124L204 125H202ZM234 126V128H233V131H232V127ZM5 127V128H4ZM73 127H74V129L76 130H74L73 129ZM15 128H17V129H15ZM36 128V129H35ZM39 128L37 129V134L39 133V131L41 130H39ZM41 128H43V127H41ZM47 128V127H46ZM55 127H53V129H54ZM78 128V129H77ZM88 128V127H87ZM203 128V127H202ZM225 128H227L226 130H224ZM29 129V128H28ZM31 129V128H30ZM71 129H73L74 130V132H72L73 130H71ZM90 129H91V127H90ZM9 130V129H8ZM51 129H49V131H50ZM55 130V129H54ZM58 130V128H57V126H56V130L54 131V132H56V133H58V134H61V132ZM88 130H89V128H88ZM88 130H87V132H88ZM152 130V131H151ZM249 130L247 131V132H249ZM7 131V130H6ZM45 131H48V130H45ZM47 132L46 134H48V133H50V132ZM53 131V130H52ZM92 131H93V129H92ZM22 132H24V134H22ZM54 132H51L52 134H55ZM60 132V133H59ZM84 132H85V130H84ZM131 132L132 131H128L127 130V132H124L125 134H122L123 133V131H121V135H123L124 136V138H123V141H122V144L124 143H126L125 145H122V146H125V147H127L128 145L129 146H132L133 144V142L131 141L132 140V137H133V140H135V141H137L136 143H137V146H136V144L134 143V147H136L135 148V152H137L136 150H138L139 152H137L138 153V155H141L142 153L141 152H143V151H145L147 148H145L146 146H145V144H144V142L140 139V137L139 136H136L135 134H131ZM208 132H209V130H208ZM233 132V133H232ZM12 133V132H11ZM74 133V134H75ZM81 133V132H80ZM96 133V132H95ZM93 134L94 136H96V134ZM5 135H6V133H4ZM4 134H2L3 135V137H1V135H0V139L1 138H4ZM8 134V133H7ZM20 134H21V136H20ZM26 134V135H27ZM109 134H112V133H109ZM232 134H234V135H232ZM43 135H44V133H43ZM76 135H77V133H76ZM80 135V134H79ZM130 135H132V137L130 136ZM237 135V134H236ZM235 135V136H236ZM251 135V134H250ZM250 135L248 134V137L250 138ZM66 136H68V137H66ZM69 136H70V138H69ZM78 136V135H77ZM110 136H113V134L112 135H110ZM110 136H108V137H110ZM122 136V137H123ZM238 136V135H237ZM73 137V136H72ZM78 137H80V136H78ZM78 137L76 138L77 140H78ZM130 137H131V139H130ZM147 137H149V136H147ZM247 137V138H248ZM251 137H253L252 135H251ZM75 138V137H74ZM73 138V139H74ZM111 138V137H110ZM152 137H149L148 139L150 140ZM256 138V137H255ZM255 138H252V140L253 139H255ZM24 139V140H25ZM52 139H53V141H52ZM62 139V140H61ZM111 139H113V137L111 138ZM111 139H110V141H111ZM129 139V140H128ZM205 141H204V140ZM237 139H238V137H237ZM259 138H257V140H258ZM3 140V139H2ZM24 140H23V142H24ZM31 140V139H30ZM29 139L27 140V141H30ZM152 140H153V138H152ZM248 140V139H247ZM260 140V139H259ZM21 141V140H20ZM33 141V140H32ZM39 141V142H38ZM62 141V142H61ZM66 141V142H65ZM113 141V140H112ZM128 141V142H127ZM132 142L131 143V145L129 144L130 142ZM134 141V142H135ZM154 141V140H153ZM206 143H204V142ZM238 141H240V143H241V141L242 140H239L238 139ZM251 141V140H250ZM22 142V141H21ZM23 142H22V145H24L23 144ZM67 142V144H69ZM77 142V141H76ZM247 142H249V141H247ZM247 142H244V144L242 145V148H243V150H242V148L240 149L241 150V152L243 151V153L242 154H240L239 156H238V158H237V160L239 159V158H247L248 159V149H247V147H244V146H248V143ZM252 142V141H251ZM254 142V141H253ZM36 143V144H37ZM47 145H46V144ZM210 143V144H209ZM243 143V142H242ZM245 143H247V144H245ZM254 143H260V142H257L256 141V139H255V142ZM63 144H61V145H63ZM188 144V143H187ZM256 144V145H257ZM30 145H32V147L30 146ZM50 145H51V148H55V150L54 151H60V150H58L59 149V146H61V145H59L58 147H57V150H56V147H54L53 145H56V144H52V143H50ZM120 145V151H121V154L123 153V151H126V150H122V146ZM255 145V144H254ZM255 145V146H256ZM33 146H36L37 148H33ZM43 146H46V148L45 147H43ZM66 146V145H65ZM64 146V147H65ZM143 146H145V147H143ZM190 146L191 147H194L193 145H189V149L190 150H192V148H190ZM259 145H257V147H258ZM63 147V146H62ZM125 147H123V149L125 148ZM133 147V146H132ZM131 147V149H133ZM195 147L193 148V149H195ZM228 147H230V149H231V147L233 148L232 150H234V152L236 151V150H238V151H236L235 153L234 152H232V150L230 151L229 149H228ZM61 148V147H60ZM128 148V147H127ZM175 148V144L173 145V143H171L170 144V149H174ZM188 148V147H187ZM185 149V152L183 151V153H186V154H189V156H185V158H186V160L188 161H185L184 159V157H182L181 156V159L182 158H184V159H182L181 161H179L182 165H184L185 166V168H186V170H188L187 172L189 173V172H191L192 170H193V167H192V164L194 163L193 161L191 162V161H189V159L191 160L192 159V154L194 153L195 154V150H192L191 152H190V150H188V149ZM215 148V150H217ZM245 148V149H244ZM259 148H261L260 146H259ZM131 149H129V151L131 150ZM227 149L230 151V152H227ZM251 149V148H250ZM249 149V150H250ZM256 149V148H255ZM262 149V148H261ZM40 150V151H39ZM43 150V151H42ZM186 150H188L187 152H186ZM15 152L17 151V150H14ZM13 151V152H14ZM42 151V152H41ZM147 151V150H146ZM145 151V152H146ZM152 151H154V150H152ZM152 151L150 150L149 151V153L151 154H149L148 152H146V154H147V156H148V159L150 158V157H152ZM193 151H195V152H193ZM209 151H211V149H208V152ZM14 152V153H15ZM127 152H128V150H127ZM126 152V153H127ZM131 153H133V154H137V153H134V150L132 151H130ZM128 153V157L130 158L131 157V160L133 161H130V159L128 160L123 154H125V152L122 154V156H124L123 158H122V160L121 161H123V160H126V161H129V162H132V163H134V160L132 159V158H135L136 157V155H133V154H131V153ZM145 152H143V153H145ZM193 152V153H192ZM203 152L204 153H206V154H203ZM251 152V151H250ZM249 152V153H250ZM10 153V152H9ZM12 153V152H11ZM10 153V154H11ZM18 153H19V151H18ZM43 153H45V154H47L46 155V157H45V154H43ZM56 153H58V152H56ZM209 153H211V152H209ZM218 153V152H217ZM220 153V152H219ZM259 153V152H258ZM263 153V152H262ZM130 154L133 156H130ZM146 154H144L145 156H146ZM153 154H155V152H153ZM197 154V153H196ZM227 154H230V155H227ZM264 154V153H263ZM5 155H4V157H5ZM11 155H13V153L11 154ZM20 154H19V158L18 159H21V158H23L22 156H21ZM44 155V156H43ZM182 155H184V154H182ZM42 156V157H41ZM61 156V157H60ZM135 156V157H134ZM145 156H142L141 155V157H145ZM154 156V155H153ZM155 156H156V154H155ZM154 156V157H155ZM191 156V158H189V159H187L188 157H190ZM207 156V155H206ZM221 156H222V154H221ZM217 157L218 159H216V160H218V162L220 161V158H223V157ZM250 156H252V155H250ZM254 156V155H253ZM256 156V155H255ZM4 157H3V159H4ZM5 157V158H6ZM31 157V158H30ZM37 157H41L42 159H40L41 161L43 160V158H44V160L42 161V164L41 163H38V165L37 164H35L37 161H35V163H32L33 162V158H36L37 160L39 159V158H37ZM57 157H59V159L57 158ZM259 157H260V155H259ZM262 157V156H261ZM13 158V159H12ZM50 158V159H49ZM69 158V157H68ZM255 158V157H254ZM3 159H1L0 161L2 162V160ZM35 159V160H36ZM137 159H138V157H137ZM141 158L139 157V161H140V164H141V162L143 161H145V160H140ZM145 159H147V157L145 158ZM193 159V160H194ZM224 159V158H223ZM221 160V163H223V165L222 164H219V166L220 165H222V167H227V165L226 166H224V160ZM235 159V158H234ZM250 159V158H249ZM13 160V161H12ZM56 160H57V164H55L56 163ZM150 160L152 161V165H154V160H157V158H155L154 160H152V158H150ZM148 161V160H146L147 162L146 163H148L149 164V162H151V161ZM194 160V161H195ZM236 160V159H235ZM260 160V159H259ZM262 160V159H261ZM69 161H71V160H69ZM126 161H125V164H124V167H123V169H125L126 168V164L128 163H126ZM136 161L137 160H135V163H136ZM139 161H137V162H139ZM157 161H159V159L157 160ZM196 161V162H197ZM229 160H227V162H228ZM234 161V160H233ZM263 161V160H262ZM11 162H12V164H11ZM53 162H55L54 163V165H56V168H55V166L53 167ZM62 162V163H63ZM66 162H67V160H66ZM65 162V163H66ZM73 162V161H72ZM71 162V163H72ZM143 162H142V164H143ZM174 162V161H173ZM172 162V163H173ZM217 162V161H216ZM215 162V163H216ZM236 162V161H235ZM241 162H242V160H241ZM246 162V161H245ZM78 163V162H77ZM76 163V164H77ZM134 163V164H135ZM144 164V165H147V164ZM160 163V162H159ZM158 162L156 163V164H159ZM226 163V162H225ZM261 163H263V162H261V161H258V160H256V162H255V164L257 165V166H261L262 164ZM3 164V165H2ZM2 164H0V170H2V166L3 167H5V168H7L8 166H9V164H7L6 163V166L4 165L5 163H2ZM69 164H70V162H69ZM74 164V163H73ZM121 164H123V163H121ZM167 164H169V163H167ZM176 164V163H175ZM226 164H228V163H226ZM242 164V163H241ZM244 164V163H243ZM246 164V163H245ZM248 164V163H247ZM246 164V165H247ZM249 164H251V163H249ZM40 165V166H39ZM215 165H217V164H215ZM237 165V164H236ZM17 166L19 167L18 169H16L17 168ZM31 166V167H30ZM32 166H34V167H36V168H34V167H32ZM64 166V165H63ZM73 166V165H72ZM240 166V165H239ZM248 166V165H247ZM22 167V168H21ZM62 167V166H61ZM74 167H76L75 165H74ZM243 167H244V165H243ZM10 168V167H9ZM21 168V169H20ZM70 169H71V167H69ZM68 168V171H70V169ZM236 168H238V167H236ZM235 168V169H236ZM246 168V167H245ZM8 169V168H7ZM74 169V168H73ZM77 169V168H76ZM200 168L198 167V171H199V174H201L200 172V170H199ZM264 169V168H263ZM3 170H5V169H3ZM67 170V169H66ZM78 170V169H77ZM77 170H75V171H77ZM249 170V169H248ZM197 171V172H198ZM250 171V170H249ZM20 172V171H19ZM37 172H38V170H37ZM50 172V173H49ZM60 172H61V170H60ZM71 172V171H70ZM186 172V176H187V173ZM241 172V171H240ZM243 172V171H242ZM251 172V171H250ZM31 173V174H30ZM41 173H37V174H41ZM62 173V172H61ZM65 173H66V171H65ZM65 173H63V174H65ZM76 173V172H75ZM78 173V172H77ZM6 176H5V175ZM36 174V175H37ZM59 175H60V173H58ZM63 174H61V177L63 176ZM192 174H195V173H193V171H192V173L190 174L191 175V177H192ZM197 174V173H196ZM239 174V173H238ZM252 174V173H251ZM31 175H33V176H31ZM42 175V174H41ZM41 175H38V176H40L41 177ZM66 175V174H65ZM64 175V176H65ZM72 175V174H71ZM122 175H124V174H122ZM145 175H150V174H145ZM156 175V174H155ZM241 175V174H240ZM249 175V174H248ZM43 176V175H42ZM43 176V177H44ZM69 175L67 174V176L66 177H68ZM73 176V175H72ZM154 176V175H153ZM153 176H151V177H153ZM159 176V175H158ZM199 176V175H198ZM235 176H237V175H235ZM239 176V175H238ZM251 176H253V175H251ZM4 177H6V178H4ZM56 177V176H55ZM60 177V178H61ZM121 177H123V176H121ZM125 177V176H124ZM148 177V176H147ZM150 177V176H149ZM155 177V176H154ZM153 177V179H155V180H158L159 178L158 177H156V178H154ZM191 177H189L187 180H189L190 181V179H191ZM242 177V176H241ZM248 177H250V176H248ZM248 177H246V178H248ZM257 177H259L262 181H260L261 183L259 184V187L260 188H258V189H260L261 190V193H263V195H260V197H259V201H257L258 203H257V205H255L254 204V201H253V198H254V196H255V191L254 190H256L254 187H256V184H255V186H254V184H253V182H252V180L251 179H249V180H251V182H250V184L252 183L253 184V186H250V184L248 185L247 183V187H246V184L245 183H242V181L240 180V181H236L237 182V184H234L233 182V185H234V187H233V189H231L230 187V189L231 190H233V191H229V188H227V185H226V188L228 189V191L230 192V193H228V191L225 189V192L224 191H222V189H221V187L219 188L217 185V187H215L214 188V190H212L213 192H210L208 189L210 188H208V187H206L205 188V186H203V187H201L200 189H199V187L197 188L196 186H198L199 184L201 185V183L203 182V181H200V179H201V177H196V179H191V180H193L192 182H191V184L192 185H195V186H192L191 184H190V186L188 185V183L186 182V181H184L185 183H183L184 184V186H183V190H184V195H183V198L185 197H187V195L188 196H190V197H192V198H190V197H187V198H189L188 199V202L187 201H185V200H187V198L186 199H184V201H182L181 199H180V197L182 198V196H180L179 195V191L181 190H179L178 191V189H177V191L175 190L174 192H172V194L173 193H175L173 196L175 197V200H174V198H173V200L172 201H176L175 203L173 202V206H175V207H173V206H169L168 205V203L166 204V202H165V205H163V207L161 208L160 206L158 207V208H161V209H159L162 213H163V217L165 216L166 218L168 217V218H170L171 219V222L174 220L173 218H175V220H174V224L172 223L171 224V226L170 227H172V229L170 228L169 229V224L166 226L165 224H163V221H160V219H158V221L159 222H162V223H160V224H162V225H164V226H166V227H164L165 229L167 228V229H169V231L168 232H166L167 230H164V229H162L161 231L162 232H165L167 235L168 234H170V236L168 235H166V234H162V233H159V232H161V231H159V228L161 227H159L157 224H155L157 227H159V228H157V231L156 230H153L154 232H157V236L160 234H162L163 236L161 237L160 236V238H161V240L162 239H165V236H167L166 237V241H167V243L169 244H166L165 242V244L167 245H164L163 244V240L161 241L160 240V238H158V237H156V235H153V234H155L154 232H153V234H151L150 233V228H149V231H147V235H146V233H142V231L143 232H146L145 230H147L145 227V225H143V223L140 225V227L143 225V226H145L144 227V229L145 230H142L141 228H143V227H141V228H139V225H137V227H136V224L135 225H133V226H135V228H137V230H139V232H132L131 230H127V233H128V231H131L130 233L132 234L133 233V236H132V239H133V237H135V235L136 234H138V236H139V233H141V235H142V237H139L140 239H141V241L143 242V239L142 238H144L143 237V235L145 234V238H149V235L151 234L152 236H155V238H158V239H156V241H155V239H154V241H153V238L154 237H152V240L149 238V239H147V242L148 243H146V244H148V245H145V244H141L142 242H140V241H138V236L137 237H135L134 238V241H135V244H136V240L139 242V244H141V247L140 248H142V250L144 249V246L145 247H147V248H145V249H147V250H150V248H151V245L150 244H152V243H155L156 242V244H158V240H159V244H158V246H160V244L162 243L163 244V246L162 247H160V248H162V252H157L158 250H155L154 248H158V249H160L156 244H153L154 246H153V249L155 250V253H154V251H153V253H151L150 251H149V254H148V251L145 253V249L143 250V251H140V253H142V252H144V254H140L141 255V257L139 256V254H137V252H136V254L133 252V251H131V252H129L128 253V251H129V249H131V248H129L130 246H133V243H132V245H130L131 244V242L133 241L132 239H129V235H131L130 233L129 234H124L123 236H122V238L120 237V239H119V236L118 235H116V236H118V238L115 240V238H114V243L115 242H117V244H118V241L120 242H122V241H124L125 240V242L128 244V242L130 243V244H128V245H124V246H122V244L124 243V242H122V244H121V246H120V243H119V247L121 248V247H123L121 250H123L124 251V248H126V247H128V248H126V249H128L127 250V253L128 254H131V257L129 256V258H130V260H129V262H128V260L127 259H129V258H127L126 257V255L128 256V254H124L125 253V251L123 252L122 251V253L123 254H121V255H125V257H124V259L125 258H127V259H125V261H127L128 263L127 264H256L254 261L256 260V259H258V258H256V257H258L257 256V254L259 253H257L256 255H255V259L253 258V260H252V257H251V255L250 254H252V255H254V253L257 251L256 250V248H259V247H254L253 249H252V246H255L257 243H256V241L258 240V237H260L261 238V240L260 241H258L259 242V244H260V246H262V245H264L263 244V242L264 241H262V240H264V238H262V236L260 235L261 233H262V235H263V233H264V231H263V229L261 230V225H260V220L262 219V218H264V174H262V173H260V175H259V172H258V176ZM64 178V177H63ZM62 178V179H63ZM70 178V177H69ZM120 178V177H119ZM146 178V177H145ZM195 178V177H194ZM200 178V179H199ZM253 178V177H252ZM123 180L125 179V178H122ZM147 179V178H146ZM150 179V178H149ZM236 179H240V178H236ZM235 179V180H236ZM71 180V179H70ZM76 180V179H75ZM151 180V179H150ZM172 180V179H171ZM174 180V179H173ZM172 180V181H173ZM186 180V179H185ZM202 180V179H201ZM243 180V179H242ZM41 181V180H40ZM42 181H43V179H42ZM46 182H47V179L45 180ZM45 181L43 182V185H44V183H45ZM49 181V180H48ZM62 181V180H61ZM63 181H64V179H63ZM120 181H122V180H120ZM3 182V183H4ZM34 182H37V181H34ZM39 182V181H38ZM68 182V181H67ZM70 182V181H69ZM72 182V181H71ZM189 182V183H190ZM235 182V183H236ZM240 182V183H239ZM42 183V182H41ZM51 183V182H50ZM66 183V182H65ZM154 183V182H153ZM159 183V182H158ZM187 183V184H186ZM19 184V185H18ZM58 184H60L59 182H58ZM57 184V185H58ZM66 184H68V183H66ZM203 184V183H202ZM36 185V184H35ZM38 185V184H37ZM36 185V186H37ZM42 185V184H41ZM65 185V184H64ZM63 185V186H64ZM70 185V184H69ZM181 185H182V183H181ZM225 185V184H224ZM21 186V185H20ZM25 186H23V187H25ZM28 186V187H29ZM55 186V185H54ZM63 186H61V187H63ZM68 186V185H67ZM151 186V185H150ZM152 186H153V184H152ZM159 186V185H158ZM193 188H196L197 190H195V191H193L194 189H192V187ZM207 186V185H206ZM211 186V185H210ZM214 186V185H213ZM27 187V188H28ZM32 187V186H31ZM35 186L33 185V188H34ZM38 187V186H37ZM41 187V186H40ZM46 187H48V184H47V186ZM45 187V188H46ZM56 187V186H55ZM59 187V186H58ZM66 187V186H65ZM64 187V189L66 190V189H68V188H65ZM179 187V186H178ZM182 187V186H181ZM224 187V186H223ZM20 188H22V187H20ZM42 188V187H41ZM150 188V187H149ZM202 188H203V190H202ZM208 188V189H207ZM246 189L247 188V191H248V198H246V202H245V204H246V207L243 209V210H239V209H237V210H239V212L236 210V208H242V207H240V205H242V197L245 195L244 193L245 192H243V189ZM257 188V187H256ZM5 189V190H6ZM15 189V190H16ZM23 189V188H22ZM21 189V190H22ZM26 189V188H25ZM62 189V188H61ZM155 190V188H151V190ZM249 189V190H248ZM39 190V189H38ZM54 190H55V188H54ZM93 190H94V188H93ZM3 191V190H2ZM53 191V190H52ZM59 191V190H58ZM58 191H56V192H58ZM198 191H200V192H198ZM246 191V192H247ZM254 191V192H253ZM4 192V191H3ZM3 192H1L0 191V193H3ZM17 192V191H16ZM18 192H20V190L18 191ZM23 192H24V190H23ZM30 193H31V190L29 191ZM29 192H27L28 194H29ZM49 192H51V191H49ZM55 192V191H54ZM54 192H52L53 193V196H54ZM59 192H61V191H59ZM59 192L57 193L58 195H59ZM149 192H151V191H149ZM153 193H154V191H152ZM158 192V191H157ZM157 192H155L156 194H157ZM5 193V192H4ZM14 193V192H13ZM21 193V192H20ZM24 193H26V192H24ZM64 193H65V191H64ZM154 193V194H155ZM16 194H18V193H14V195H16ZM47 194V193H46ZM56 194V195H57ZM61 194H62V192H61ZM113 194H115L114 192H113ZM151 194V193H150ZM155 194V195H156ZM13 195V194H12ZM21 196H22V194H20ZM45 195V194H44ZM49 195H50V193H49ZM57 195V196H58ZM60 196V195H59ZM58 196V197H59ZM152 196V195H151ZM158 196V195H157ZM247 196V195H246ZM262 196V197H261ZM1 197V196H0ZM17 197V196H16ZM50 197V196H49ZM62 197V196H61ZM9 198V199H8ZM45 198H46V196H45ZM53 198V197H52ZM55 198V197H54ZM60 198V197H59ZM182 198V199H183ZM196 200H195V199ZM47 199H48V196H47ZM191 199L193 200V201H191ZM11 200V199H10ZM13 200V199H12ZM42 200H44V199H42ZM46 200V199H45ZM59 200H61V199H59ZM189 200L191 201V202H189ZM198 200V201H197ZM228 200V201H227ZM229 200L231 201V200H233V203L232 202H230V203H232L233 205H231V204H228L227 202H229ZM38 201H41L40 199L38 200ZM37 201V203H39L40 204V202H38ZM48 201V200H47ZM47 201H46V203H47ZM58 201V200H57ZM57 201H56V203H57ZM62 201V200H61ZM219 201H221V203L219 202ZM222 201H223V203H222ZM225 201H227L225 204H224V202ZM30 202V201H29ZM50 202V201H49ZM48 202V203H49ZM67 202V201H66ZM186 202H187V204H186ZM5 203V202H4ZM34 203V202H33ZM36 203V202H35ZM34 203V204H35ZM42 203H44V202H41V204ZM60 203V202H59ZM63 203V202H62ZM172 203V202H171ZM188 203H189V205H188ZM29 204V203H28ZM31 204V203H30ZM64 204V203H63ZM66 204V203H65ZM175 204V205H174ZM14 205V204H13ZM46 205V204H45ZM50 206L52 205V203H50L49 204ZM56 205V204H55ZM59 205V204H58ZM58 205H56V206H58ZM229 205H230V207H229ZM12 206V205H11ZM10 206V207H11ZM16 206V205H15ZM26 206H28V205H26ZM48 206V205H47ZM47 206H44V207H46L47 208ZM53 206H54V204H53ZM59 206H61V204L59 205ZM58 206V207H59ZM232 206V207H231ZM31 207H33V206H31ZM30 207V208H31ZM36 207H37V205H36ZM35 207V205H34V209L36 208ZM52 207V206H51ZM65 206H63V208H64ZM15 208V207H14ZM22 208H24V207H22ZM42 208V207H41ZM41 208H39V209H41ZM50 208V207H49ZM49 208H47L46 210H48ZM63 208H60V209H63ZM175 208V209H174ZM18 209V208H17ZM45 209V208H44ZM65 209V208H64ZM253 209L255 210V217H256V219H255V222H253L254 224H252L251 222H250V218L252 217V213H253ZM3 210V209H2ZM12 210H15V209H12ZM36 210H37V208H36ZM97 210V209H96ZM103 210V209H102ZM158 210V211H159ZM27 211H28V209H27ZM31 212H32V210H30ZM35 211V210H34ZM53 211H55V209L53 210ZM69 211V210H68ZM98 211V210H97ZM175 211V214H173V212ZM241 211V212H240ZM41 212H44V211H42L41 210ZM48 212V211H47ZM52 212V211H51ZM61 212V211H60ZM66 212V211H65ZM91 212V211H90ZM102 212H104V211H102ZM236 212H238V213H236ZM5 213V212H4ZM8 213H10V210L8 211ZM7 213V214H8ZM30 213V212H29ZM56 213V212H55ZM62 213V212H61ZM106 213V212H105ZM6 214V215H7ZM31 214H33V213H31ZM34 214H35V212H34ZM95 214V213H94ZM97 214V213H96ZM136 214V213H135ZM138 214V213H137ZM137 214H136V216H137ZM173 214V215H172ZM4 215V214H3ZM27 215V214H26ZM25 215V218L28 216H26ZM175 215V217H173L172 218V216H174ZM29 216H30V214H29ZM135 216V217H136ZM15 217H17V216H15ZM94 217V216H93ZM138 217V216H137ZM136 217V218H137ZM165 217H164V219H165ZM2 218H5V215H4V217H2ZM25 218H24V220H25ZM167 218V219H168ZM13 219V218H12ZM15 219V218H14ZM34 219V218H33ZM134 219V218H133ZM10 220V219H9ZM157 220V219H156ZM7 221V220H6ZM31 221V220H30ZM30 221H28V222H30ZM36 221V220H35ZM136 221V219L134 220V222ZM138 221V220H137ZM158 221L156 222V223H158ZM166 221V220H165ZM245 221H249L248 222V224L249 225H247V224H245L244 222ZM9 222V221H8ZM14 222H15V220H14ZM138 222H140V221H138ZM143 222V221H142ZM167 222H168V220H167ZM167 222H165L166 224H167ZM179 222H181V223H179ZM12 223V222H11ZM24 223V222H23ZM30 223H32V222H30ZM137 223V222H136ZM141 223V222H140ZM168 223H170V222H168ZM13 224V223H12ZM16 224V223H15ZM25 224V223H24ZM27 224V223H26ZM25 224V225H26ZM132 224H133V221H132ZM137 224H139V223H137ZM180 224V225H179ZM253 225V226H250V225ZM9 225V224H8ZM30 225V224H29ZM28 225V227L27 228H30V226ZM123 225V224H122ZM121 225V226H122ZM182 225V226H181ZM206 225L209 227V230H208V227H207V231H206V229H203L204 228V226L206 227ZM117 226V225H116ZM120 226V227H121ZM124 226V225H123ZM129 226V225H128ZM133 226H132V228H133ZM180 226H181V228H182V231H181V228H180ZM9 227H10V225H9ZM15 227V226H14ZM131 227V226H130ZM163 227V226H162ZM249 227H251V229H252V227H253V229L252 230H250V228ZM139 228V229H138ZM178 228L180 229V230H178ZM199 228V229H198ZM262 228H264V227H262ZM31 229H32V227H31ZM117 229V228H116ZM124 230H125V228H123ZM140 229H141V231H140ZM151 229H153V228H151ZM155 229V228H154ZM194 229H195V231H198V232H195L194 231ZM234 229H236V233L235 234H237L236 236L238 237V238H236V236H235V234H233V236H235L234 238L232 237V233H233V231L232 230H234ZM12 230H14V229H12ZM11 230V231H12ZM121 230V229H120ZM123 230V231H124ZM135 230V229H134ZM133 230V231H134ZM136 230V231H137ZM164 230V231H163ZM183 230L184 231H186V233H191L190 235L188 234V235H185V236H183V237H186V236H188L189 238H181V240H183V243H182V241H180V243H181V245H177V244H175V245H177L176 246V248H175V245H174V239L175 240H177L179 237H181V235L178 237H176V235H177V233H178V231L181 233H183ZM122 231V230H121ZM170 231H172L173 233H172V235H171V233H169ZM192 231H194V233L192 232ZM199 231H202V233H200ZM206 231V232H205ZM249 231V232H248ZM254 234V236H255V238L257 239V240H255V242L253 241L255 238L253 237V234L251 233V232ZM261 231H263V232H261ZM8 232V231H7ZM118 232H120V231H118ZM151 232H152V230H151ZM237 232H239V233H237ZM249 233L248 235H249V238H248V235H247V233ZM258 232H260V234L258 233ZM43 233V232H42ZM41 233V234H42ZM149 233V234H148ZM180 233H178V234H180ZM181 233V234H182ZM185 232H184V234H186ZM192 233H193V236H191L192 235ZM195 233H196V235H195ZM197 233H199V234H197ZM246 233V234H245ZM257 233L259 234V236L257 235ZM119 234V233H118ZM120 234H122V233H120ZM135 234V235H134ZM176 234V235H175ZM184 234H182V235H184ZM250 234H252V235H250ZM256 234V235H255ZM39 235V234H38ZM151 235H150V237H151ZM195 235V236H194ZM243 235H244V239H243ZM245 235H247L246 236V238H245ZM42 236V235H41ZM49 236V235H48ZM126 236H128V237H126ZM147 236V237H146ZM173 237L174 239H172V241H169V239L170 238H168V237ZM8 237H9V234H8ZM47 237V236H46ZM46 237H43V238H46ZM127 239H125V238ZM131 237V236H130ZM164 237V238H163ZM242 238L243 240L241 241V243H239L238 242V240H239V238ZM250 237H252L251 239H250ZM264 237V236H263ZM48 238V237H47ZM124 238V240H121V239H123ZM144 238V239H145ZM240 238V239H241ZM254 238V239H253ZM1 240L2 239H5V237L4 238H0ZM31 239V238H30ZM136 239V240H135ZM139 239V240H140ZM168 239V240H167ZM180 239V238H179ZM186 239V240H185ZM237 239V240H236ZM245 239H247V240H245ZM251 240V241H249V240ZM253 239V240H252ZM6 240V239H5ZM5 240H3V241H5ZM33 240V239H32ZM29 241V242H34V244L36 243L35 241H37L38 242V240L36 239H34L33 241ZM43 240V239H42ZM86 240V239H85ZM85 240H83V241H85ZM88 240V239H87ZM86 240V241H87ZM91 240V239H90ZM129 240H131V241H129ZM3 241L1 242L0 241V243L2 244L3 243ZM25 241V240H24ZM28 240H26L25 242H27ZM83 241H82V243H83ZM145 241V240H144ZM165 241V240H164ZM247 241H248V243H247ZM261 241H262V244H261ZM29 242H27V245H26V243H25V245L27 246V247H30V245H32V244H29L28 245V243ZM81 242V241H80ZM138 242H137V246L136 245H134V246H136V247H138ZM146 242V241H145ZM152 242V243H151ZM161 242V243H160ZM172 242V244H170ZM179 243V241H176L175 243ZM237 242V243H236ZM15 243V242H14ZM22 244H23V242H21ZM82 243H81V245H82ZM91 243H92V241H91ZM109 243V242H108ZM34 244L32 245L34 248H37V249H39L37 246L39 245V242H38V244L36 245V247L34 246ZM42 243H40V245H41ZM48 244V243H47ZM87 244V243H86ZM94 244V243H93ZM93 244H92V246H93ZM106 244V243H105ZM116 243H115V245H117ZM125 244V243H124ZM161 244V245H162ZM240 245V248H239V245ZM249 245V248H250V246H251V252L249 251V253H248V246L247 245ZM258 244V245H259ZM19 245H20V243H19ZM24 245V244H23ZM23 245H21V247L23 246ZM24 245V246H25ZM53 245V244H52ZM88 245H89V243H88ZM107 245V244H106ZM106 245H103V246H105V247H108V246H106ZM156 245V246H155ZM172 245V246H171ZM174 245V246H173ZM257 245V246H258ZM0 246H2V245H0ZM16 246V245H15ZM23 246V247H24ZM25 246V247H26ZM31 246V247H32ZM46 246V245H45ZM53 246H55V245H53ZM118 246V245H117ZM133 246V247H134ZM169 247V246H171V247H169L171 250H169V252H168V249H164L163 247ZM245 246H247V249H246V247ZM23 247H22V249H23ZM30 247V248H31ZM41 247V246H40ZM42 247H44V242H43V244H42ZM49 247V246H48ZM86 247H87V245H86ZM89 247V246H88ZM97 246H95V248H96ZM111 246H109V248H110ZM114 247V246H113ZM149 247V248H148ZM172 247H174V248H172ZM238 247V248H237ZM263 247V246H262ZM8 248V247H7ZM10 248H12V247H10ZM16 248V247H15ZM51 248H52V246H51ZM50 248V249H51ZM55 248V247H54ZM73 248V247H72ZM85 248V247H84ZM94 248V247H93ZM103 248V247H102ZM109 248H107V249H109ZM119 248V249H120ZM261 248V247H260ZM260 248H259V251L261 252V250H263L262 248H261V250H260ZM0 249H1V251L3 252V251H5V250H7V252H9V250L8 249H3L2 250V248L0 247ZM28 249V251H26V252H24L25 254H23V255H27L26 257L25 256H23L22 254H21V256L23 257L22 258V261H23V263L20 261V260H17V261H19V262H21L22 264H48V262L47 261H50V260H45V259H47V254H46V248H45V250H44V253H43V255L45 254V257L46 258H41V256L39 257V252H40V250H37L38 251V254H36L34 251H35V249L34 250H32V249H29V248H27ZM53 249V248H52ZM87 249V248H86ZM85 249V251L87 252V250ZM92 249V248H91ZM97 249H99V248H97ZM111 249L112 248H110V251H111ZM116 249V248H115ZM114 249V250H115ZM118 248H117V253L116 254H119L120 253V251H118L119 250ZM134 249V251H136V248H133ZM132 249V250H133ZM166 250V251H164V250ZM173 249V250H172ZM238 249H239V251H238ZM14 250V249H13ZM13 250L11 249V253L9 252L8 254H12V253H14L13 252ZM47 250H49V249H47ZM72 250V249H71ZM71 250H70V252H71ZM73 250H74V248H73ZM76 250V249H75ZM74 250V251H75ZM83 250V249H82ZM90 250V249H89ZM88 250V251H89ZM113 250V249H112ZM138 250H139V247H138ZM237 250V251H236ZM247 250V251H246ZM253 250L255 251V252H253ZM46 251V252H45ZM50 251V250H49ZM47 252L48 254L50 253V252ZM52 251V250H51ZM103 251H105V250H103ZM110 251H105V253L106 252H110ZM116 251H114V252H116ZM151 251H152V249H151ZM234 251H236L237 253H235ZM264 251V250H263ZM262 251V252H263ZM7 252H3V253H5V255L7 256ZM28 252V254H26ZM83 252V251H82ZM98 252H99V250H98ZM112 252V251H111ZM108 253V254H110L109 256V258H110V260H111V254H112V256H113V260H114V262H115V264H116V262H119V263H117V264H120V263H122L123 264V260H122V258L120 257L119 258V255H117V256H115L116 254H114L113 255V253ZM119 252V253H118ZM2 253V254H3ZM41 253H42V249H41ZM40 253V254H41ZM66 253V252H65ZM92 253V252H91ZM90 253V254H91ZM95 253V252H94ZM247 253V254H246ZM264 253V252H263ZM263 253H260V255L262 256L263 255ZM16 254V253H15ZM76 254V253H75ZM89 254V255H90ZM99 254V253H98ZM134 254H135V256H134ZM236 254V255H235ZM14 255V254H13ZM38 255V256H37ZM70 255V254H69ZM73 255V254H72ZM78 254H76L75 256H77ZM97 255V254H96ZM105 254H103V256H104ZM137 255V256H136ZM259 255V256H260ZM1 256H3L4 257V260H6L5 258H6V256H4V255H1V253H0V257ZM14 256H16V255H14ZM49 256V255H48ZM79 256V255H78ZM87 256V255H86ZM99 256H100V254H99ZM106 256V255H105ZM104 256V257H105ZM260 256V257H261ZM17 258H19V259H21V257L19 256H16ZM16 257H13L14 258V260H13V258L12 257H9L8 256V260H10V258H11V261H14V262H12L13 264L14 263H17V261L15 262V260H16ZM43 257V256H42ZM67 257V256H66ZM72 256H70V258H71ZM83 257H85V256H83ZM89 257H91V256H89ZM94 257H95V254H94ZM97 257V256H96ZM101 257V256H100ZM114 257H115V259H114ZM133 257V258H132ZM249 257H251V258H249ZM2 258V257H1ZM1 258H0V260H1ZM51 258H52V256H51ZM77 258V257H76ZM86 258V257H85ZM93 258V257H92ZM106 258V257H105ZM116 258H118L117 260H116ZM48 259H49V257H48ZM66 259V258H65ZM84 259V258H83ZM101 259V258H100ZM99 259V260H100ZM155 259H157L156 261H155ZM3 260V259H2ZM67 260L69 261V257L67 258ZM66 260V261H67ZM72 260H73V258H72ZM87 260V259H86ZM96 260V259H95ZM109 260V259H108ZM121 260V261H120ZM260 260H262V259H260ZM260 260H259V264H260ZM7 261V260H6ZM11 261H9V262H11ZM74 261V260H73ZM72 261V262H73ZM79 261V260H78ZM81 261V260H80ZM88 261V260H87ZM86 261V262H87ZM105 261V260H104ZM132 263H131V262ZM158 261V262H157ZM5 262V261H4ZM70 262V261H69ZM67 262L68 264H70V263H72V262ZM111 262L112 263H114L112 260H111ZM154 262H157V263H154ZM161 262V263H160ZM263 262V264H264V260L262 261ZM262 262H261V264H262ZM11 263V264H12ZM66 263V264H67ZM89 263V262H88ZM100 263V262H99ZM101 263H102V260H101ZM109 263V262H108ZM111 263V264H112ZM2 264H4V263H2ZM5 264H8V263H5ZM10 264V263H9ZM17 264H20V263H17ZM76 264V263H75ZM82 264V263H81ZM85 264V263H84ZM93 264V263H92ZM106 264H107V262H106Z\"/></svg>",
    "mask_w": 264,
    "mask_h": 264
}]
</instances>
